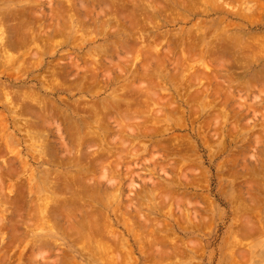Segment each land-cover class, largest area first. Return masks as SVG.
<instances>
[{
	"label": "rangeland",
	"instance_id": "rangeland-1",
	"mask_svg": "<svg viewBox=\"0 0 264 264\" xmlns=\"http://www.w3.org/2000/svg\"><path fill=\"white\" fill-rule=\"evenodd\" d=\"M61 1H63L62 4L66 3L65 8L62 7L65 9V11L67 9L66 6H69V8L66 12H63L64 9H62L60 6V4H61L60 0H35V1L34 0L29 1L28 0V2H23L22 0H0V17H1V20H4V23H5L4 24L1 21L0 26L2 24L5 25V27L3 25V27L5 28V30H3V31L4 32L6 31L7 36H5L6 34L4 36L7 39L9 38V40H7L3 35H1L2 38L0 36V39H1L0 40V48H1L0 54H2V55H0V86H2V89H3V90L2 89L0 90L1 91L0 92V99H1L0 100V119H1L0 120V167H1L0 168V174L2 176V178L0 177V179H2L3 182H6V183H3V187H5V190L3 189L4 192L0 191V226L3 227V230L1 228L2 231H0V259H1L0 264H66V263L67 264H116L115 262H117L118 259H121V260L125 259L124 260L125 264H133V263L134 264H144V263L149 264L150 259H148V261H147V257L148 258L150 257L152 259V257H151L152 254H155L154 255L155 256L154 261H156V263L159 262V264L160 263L161 264L162 263L163 264H264V237H263L264 236V84H263L264 83V59L263 58L264 57L262 55L260 56L257 54L259 52L261 54H263L262 52H264L263 51L264 46L262 45L263 47L262 48L260 47V48L263 50L259 49V50H257V53H256V51H253V55H254V53H256V55H258V59L260 57H262L261 58L262 60L259 59L260 61L256 62V64L253 63L252 65H249L247 67L245 66L246 70H244V71H246V74H244L243 78L241 75H239V74H243V71L241 69H238V67H236L235 65H233L230 68L224 67V70H221V69H218L217 71H209L208 70L211 75H214V77H216L218 83H215L217 81H213L214 77L212 78V76L210 74H208V71L206 70L205 73L203 72L205 75L202 74L200 76L201 77L200 80L204 79V77L208 79V76L211 77L209 80H211V79L212 80L209 81L207 79H204V81H202V82L200 80H198V81H195L194 85H193L192 80H194L193 77L196 75L195 72H198L199 67L196 66L197 71L194 70V74H195L194 76H192L193 75L192 71H188V69H187L188 72L185 71L183 73V75L180 74V77L176 76L178 78L177 79L176 77H174V78L171 77L173 75L176 67L171 66L172 67V69H171L172 71H171L170 70L171 67H170V65H168L167 71L164 70V71H162L164 73L160 72V74H159V71H157L158 74H156L157 73L156 72L153 75V77L155 76V78L151 77L152 80H147L150 82V81H153V79H155L154 83L151 82L152 85L154 84V87H155L152 90L153 92H151V89H149V87H147V84H150L149 82L147 83L145 81L146 83L142 82V84H140L141 83L140 81L142 79L141 80L136 79L134 81L135 86L137 84L140 85L139 91L137 90V95H140V99L138 97V100H141L142 103H146L145 101H147V105H148V106L145 105V108L143 106L142 111L146 110L147 113H146V111H145V113L143 112L142 116L144 118L147 117L148 120L150 119L152 121L151 123L147 122L150 124L146 125V127L147 126H149V127L151 126V127L145 128V130L144 129H138L137 130L136 128L139 124H137L136 126H135V124H129L131 126V128L133 126V128H132L133 130L132 129L128 130V127H127L128 131L125 129L126 132L124 134H121L122 137L123 136L125 137V138L123 137L124 142L125 143L129 142L128 146L126 144V146L128 148H126L125 146H122V144H121V147L122 148L124 147L123 149L124 150L126 149L128 151H131L132 148L133 149L135 148L137 153L134 152L135 150H132V152H134V153L131 152L132 155H131V153H128V155L126 154L124 156L122 154L124 152H122L120 150L121 147H119L118 152H117V149L112 150V151H114L113 154H116V155H112V157L110 159L113 158L112 160H117L114 158L118 157L120 155L119 153L121 151L123 158L125 157L124 159L129 158V159H127V161L123 160V162L124 161L129 162V164H130V165H128V163L126 164L125 162H124L125 164L121 163L120 169L118 168V171H114L115 174L117 172L116 176H114V177L112 176L113 177L112 178V177H109V175H107V174L103 175L104 174L103 170L97 169V168L101 169V167H97L94 164H92L93 167H91V165H89V162L86 161V159H84L87 157L83 158V156H82V158L84 159L82 161H79V160H81V158L79 157L80 159L76 160L77 163L74 162L75 160L73 161L74 163H71L72 162L71 158L74 155L79 156V155H77L78 153L77 154H75V153L71 154V158L69 155L65 154V152L67 150H64V149L70 147V145H69L70 144V137L68 136L69 135V131H68L69 126L77 129L76 125L73 126V124H77V122H78L79 127L77 130H81L82 132L85 131V133L89 132V130L95 131L96 130L95 127L97 126V121H95L96 124L94 122V120H95L93 118L94 115H92L90 117H87L88 114L85 115L86 117L76 115L75 112L72 111L73 110L72 109L73 108L72 103L74 104V102L85 98L83 101L84 102L86 101L87 104L91 103V102L92 103L89 104L91 106H94L93 104H97V105H95V107L97 106V109H98V105H99V107L101 108L100 109L101 111L98 110V113H99V115L102 114L101 116H99V119H101L104 115H106V113L108 114L107 110L110 109V111H111L110 114L111 113L112 114L108 115L109 118L107 115H106L107 118L105 116V118L108 120V122H106L107 120H105V119L104 120L106 123L102 122V123H104V125H106L107 130H106V128H104V129L107 132L104 133L102 128H101L100 134L101 135H107L105 141H106V143L110 144V146L108 144L106 145V147H108L109 149H113L116 146H120V143L122 140H120L121 136L119 135L120 134L119 130L121 128L119 127L118 122H117L119 120L117 118V117H119V115L117 116V114H118V112L116 111L117 109H114L115 110L114 111L113 109H111V106L114 105V103L112 102V100L113 101L115 100L114 96L117 97L118 95H120L121 97H124V96H126V94H128V96L130 97L128 91L125 92L128 88L125 91H122V88L127 83L132 82L131 80L133 78V75L136 72H139V68L141 67L140 65H142V63H141L142 61H140L141 60L140 54L138 56V50H134L135 52H133L131 50L133 45H134V48L136 47L135 44L137 45V42L132 40V36L134 34H136L134 36H137V35H140L141 33H144V35H146L147 37L148 36L153 37L157 33H158L157 35L160 34L162 36L163 34L168 33V32L172 33V31H173V33L175 31H176L175 33H178L180 31L189 30L193 26H198V24H199L200 29L202 31H205L209 35L207 36V34H206L205 39L200 38L201 42L204 45L202 43H200V41H199L198 42V43H200L199 46L200 45L201 46H200V48L198 47V49H200V50L203 49V51H207L209 45L213 46L212 43L210 44L208 42H210L209 38L215 32L214 30L217 29V26L215 24L212 28L208 29L207 31H206V29H207L206 26L212 22L217 23V21L219 19L218 17H220V16L218 14H210V15H205V16L203 14L201 16L198 14L196 16V14H195V15H188L189 20H185L183 17H182L183 19H181V15H179V13H178L179 16L177 18V14H176L177 11H179L181 14L185 15L184 12L176 4L177 2L175 0H173L174 2L172 0H167L168 1V3H167V2H165V0L164 1L160 0L161 3L163 2L161 5H164V6L168 5L169 7L167 8V7L163 6L164 8H167V9H163V11H160V12H157V9L155 10V12L152 9H151L152 11L150 9H148V12H150L151 15H152V13H154L155 16H154V14H153V16L158 17V19L157 18L155 19L156 21L153 20L151 22V19L153 17L151 16L152 17L151 18L150 14L146 15V13H148V12L143 13V11H142V13H141V11H139V13L135 12L134 14H132L133 17L135 15H138V18H140V20L138 19L140 22V23L138 22L140 24V26H139L137 24L134 25V23H133V25H131L132 23H130V21L127 22L129 19L124 21L125 18L123 19V18H121V16L118 17V15L114 14V13H116V14H118V13L114 12L115 9H114V5L112 4V2L115 4V1L117 2V0H112V1L111 0H100V1L98 0L99 2L97 0H74L75 4H74V2H72L73 0H71V1L69 0L70 2L68 0H66V2H65V0H61ZM67 1L70 4H74V5L70 6V4ZM244 1L245 2L247 1L246 3H248V0H243L242 1L243 3L241 2V3H239L240 5H238V3H237L238 1H236V2L234 1L237 4L233 5V2L231 0H227V3L225 2V4H227L226 6L231 5V9H232V7L234 8L233 11H235L237 9L240 10L241 7L237 8V9H235V7L242 5V10L244 11L245 8H243V5L246 4V3H244ZM257 1H256V3L253 4L252 8L254 7V5H257L259 3V2L257 3ZM261 1L264 4V0H261ZM171 2H173V3H171ZM228 2H230L232 4H229ZM250 2L252 5V3L254 1L249 0V3ZM25 3H27V4H25ZM102 3H105V4L102 5ZM58 4H59V6H58ZM112 5H113L114 10L111 8ZM220 5H221V2H220ZM251 5H248V6L251 7ZM226 6L224 8H226V9L230 8V7H226ZM244 6L246 7V9H249L248 6H246V5H244ZM30 7L33 9L31 10ZM28 8H30V10L27 13L26 9H28ZM54 8L55 9L57 8L60 10H55ZM81 8L85 9V10L83 11ZM252 8L249 9L250 14H248V17L251 18V15H252V17L254 15V19L259 20V22L258 21L257 22L259 24L261 22V25H259L258 23L255 24L256 22H253V23L250 22L252 25H249L248 22L243 21L244 32L247 34H251V33L254 34L255 32H256L255 34H257V33L262 34L264 32V23H263L264 22V19H263L264 15L261 16L260 14H258L260 7L253 8L254 9L253 13H251ZM20 9H21V11H23L24 14L25 13L26 14L23 16H22L23 13L15 14V12L17 10H18L17 12H20ZM71 9H74V10H71ZM88 10H89V12H88ZM167 10H171L170 12L168 11L169 14L166 13ZM12 11L14 12L13 15H12V13H13ZM31 11H32V13H34L33 16H32ZM68 11L70 13L76 12L78 15L76 13H75L76 16L74 15V13L72 15V13L70 14ZM117 11H118V8H117ZM173 11H175V12H173ZM224 11L226 12L227 10H224ZM233 11H227L229 13H227V12L226 13L230 14V12H233ZM246 11L247 10H245V12ZM164 12L166 14H168L169 16L174 14L172 17L174 18V16H175V18H177L176 21H174L175 19L170 17L169 19L172 18V22L171 21H170L171 23L168 22L169 21L168 15H166ZM63 13H67V14H63ZM160 13H162V14H160ZM247 13H249V12H247ZM19 14H21L20 15L21 17L18 16ZM27 14H29L32 18H30V16ZM86 14H87V18L84 17V16H86ZM143 14H145L146 16ZM257 14L261 17V19L259 16H257ZM2 15H3L4 19H3ZM6 15H7V17H6ZM14 15H16V16H14ZM38 15L41 17H38ZM44 15H45V17H44ZM52 15H54V16H52ZM61 15H63V16H61ZM79 15H81L80 18L84 17L87 19L85 24H84V27L86 26V29H88V28L90 29V31L88 29L89 32L85 31V33H87V32L90 33L89 35L88 34L83 35L81 33V31H82L81 28L78 29L79 27L73 26L72 25L73 23L71 22V20H69L70 18L78 17ZM114 15H115V17H114ZM125 15L127 16L128 13ZM24 16H26V17H24ZM88 16H89V18H88ZM148 16H149V19L151 18L150 20L146 18ZM27 17H29L28 20L31 19L30 24L33 22V25L36 24V22L38 21V20H36V22H34L35 21L34 19L41 18L42 22L37 23L38 25H34V27L37 26V28L39 29V27L42 26L43 29L45 27L46 30H49V33H48V31H46L45 29L44 30L42 29V31H39L37 33L38 36H36V38L39 39V37H40L39 34L42 35L43 33H45V35L44 34L43 35L45 37H47V39L50 38L48 40V42L50 40L52 41V38L53 37L55 38L56 35H58L61 28H62V30H61L62 33H65L64 35L66 37L65 38L64 35H61V32H60L59 33V35L61 36L60 39L58 38L59 37V35H58V37H56L58 39L55 38V41L53 40V42H51V47H50V43L47 44L48 42H47L46 38H44V40L46 41V43H44L45 46L42 45L44 48H42V46H41L42 43L39 44L41 47L38 45L41 49L37 48V49H39L40 54L41 55L43 54V57L41 59L40 54L38 55V53L37 54L35 53L38 57H40V60H37L38 62H35L36 64H33V65H31L30 63H32V62L34 63V61H36V59L33 56H32L33 58H30V56L32 55V53L35 52V51L34 52H32V51L35 49L36 44L32 43L30 40H28V41L23 40L24 38H22V42H20L21 39H19V40L17 39L18 37L22 36V35H20V34H22L21 31H23V33L25 34V30H24V28L26 27L25 24L26 25L29 24V21L28 22L26 21ZM33 17H34V19H33ZM49 17L51 18L50 20H49ZM116 17H118V18H116ZM166 17H167V22H166ZM22 18H23V20H25L24 22H23ZM61 18H64V19H61ZM113 18H114V20H113ZM15 19L18 21H16ZM56 19H59L60 23L57 22ZM65 19H67L68 22H65V21H67ZM229 19H231V20L233 19L231 17V15L229 16ZM32 20H34V21H32ZM62 20L63 21L65 20V21L63 22ZM105 20H107V21H105ZM133 20L134 19H132V21ZM135 20L137 21V19H135ZM39 21H40V19H39ZM50 21L52 22L51 24L49 23ZM115 21H117V22H115ZM141 21H143V22L141 23ZM233 21H239V20L233 19ZM62 22H63V25H61ZM118 22H120V23L117 24ZM17 23H18V25H17ZM19 23L20 24L25 23L23 25L25 27L22 26L23 30H21L22 29L21 27H20L21 29L19 28L20 31L17 30L20 34L17 31H13V29H15L19 26ZM56 23H57V25L60 24L63 27L60 26L61 28L60 27L54 28V26H56L55 25ZM64 23H66V24H64ZM101 23H103V24H101ZM48 24H49V26H48ZM105 24H107V25H105ZM108 24L112 25V26H109ZM113 24H117V25H113ZM120 24H122L125 27L124 28H123V26L121 27ZM153 24L156 26L158 25L159 27H156V26L154 27ZM205 24H206V26H204ZM14 25H17V26L15 27ZM29 25L26 27V29L29 28ZM50 25H51V27H50ZM89 25L91 27H89ZM30 26H32V24ZM3 27H1V28H3ZM10 27L13 28L12 31L15 34L17 32V34H19L20 36H18L17 34L14 35V33L12 31H10L11 30ZM34 27H33V30H35ZM64 27L69 28V29H66ZM118 27H120L121 29ZM205 27H206V29H205ZM9 28H10V30H9ZM56 28L60 29V30H57L58 33L57 34L55 33L56 35L54 36V29H56ZM30 29H32V28H30ZM33 30H32V33H33ZM64 30H66V31H64ZM170 30H171V32H170ZM28 31L29 30H27V32ZM43 31H45V32H43ZM117 31H118V33H117ZM134 31H136V32L138 31V33H135ZM139 31H140V33H139ZM133 32H134V34H133ZM229 32L231 33L232 31H229ZM249 32H251V33H249ZM0 33L3 34L1 31H0ZM24 34H23V36L26 37ZM71 34H72V37H71ZM79 34H82V35L80 36ZM27 35H28V37H26V39L29 38V36H31V34L29 35V32L27 33ZM43 35H42V38H43ZM46 35H48V36H46ZM78 35L80 36V39H81L80 42H79V36ZM123 35H124V37H123ZM62 36L64 37V39L62 38ZM76 36H77V38H75ZM83 36L88 37V38H86L88 40H86L85 37L83 38ZM3 37L6 39L7 44L5 43V39H3ZM93 37H94V39H93ZM130 37H131V40L133 42H130V41L128 42V39ZM90 38H91V40H90ZM124 38H126V39H124ZM179 38H181V37H179ZM179 38H174L173 43L175 41L177 42L178 40H175V39H179ZM13 39L15 41L17 39V44H16V42L14 43ZM61 39H63V40H61ZM65 39L67 40V42H66V44H63L64 43L63 41ZM75 39H77V41ZM170 39L172 40V38L169 37L168 42ZM89 40H90V42H88ZM124 40L125 41L127 40L126 44L124 43L125 42ZM18 41H19V43H23L24 41L28 42V45H27V42H25V45H27V49L25 48L26 49L25 51L22 49V47H20V45H22V44L19 45ZM29 41H30V43H29ZM1 42L3 44L4 43L6 44V45H4V47L7 45L9 46V44H10V46L14 45V44L16 46L19 45V46H17L18 54H17L16 50L14 52L12 51L16 48V46L14 49H12L13 47L9 48L10 46L9 47L7 46L5 48L3 47L5 50H7L8 48L10 50L12 49L11 50L12 53L16 54L15 55L16 57L14 59H13L14 54L13 55L9 54L11 52L9 49H8L9 52L6 51L7 54H9L8 55L9 59L7 58V54H5L3 56V54L6 52L2 48ZM11 42H13V43H11ZM54 42H56V45H54ZM119 42H121V43H119ZM71 43H73V44H71ZM30 44H32V45H30ZM25 45L23 44V47H25ZM29 45L31 46L30 50L28 48ZM139 45H140V43H139ZM202 45H203V48H202ZM119 46L121 48L125 47V48H123L124 49L123 53H122V51H120L121 48H119ZM165 46L163 44L159 45L158 50L163 51L162 49H164ZM173 46H175V45L173 44ZM18 47H20L21 49H18ZM127 47H131V48L129 49ZM176 47H177V43H176ZM44 49H46L45 50L46 52L44 51ZM125 49L130 50V52L125 53V51H127ZM20 50H22V51H20ZM30 51H31V55H30ZM39 51H36V52H39ZM21 52H23V54ZM94 52H95V54H94ZM132 53L134 54V56ZM44 54H45V56H44ZM82 54H84L83 55L84 57L87 55L88 58H85V59L88 60V62L92 61L91 64L93 65V67H98V68L104 69V72H103V69H101L100 76L98 78L99 80L97 79L98 83H100L99 84V88H100L99 90H96V88H95L96 91H94V88L92 90L91 88L94 87V84L91 82L89 84L86 83V86L88 85V87H86V89L84 90V92L86 91L85 93L84 92L81 93V92H77V91L73 92L72 89H69V88L67 89V87L69 85L71 86V84L76 82L74 80V78H71V76L70 77L68 76L65 78L66 81L64 82V84H67V81L71 82V83L69 85L67 84V86L65 85L64 86L65 88H62L64 90L63 91L60 90L61 92L60 91H58V92L47 91L46 92L47 89L46 88L43 89V87H45V86H43L42 82L44 81L46 83V81H47L46 79H48L46 77L50 76V73L52 72V71H50V73L48 75V72H49L48 68H50V69L52 68V70H53L55 68L53 66H56L57 64H59V65H57V68H55V70L63 69V71H65V72L68 70H72V69H70L71 66H69L70 63H68V62L71 61V64H72L73 60L78 59V57L80 58L81 57L80 55H82ZM20 55H22V56H20ZM23 55H25V56H23ZM36 55H34V56H36ZM130 55H132V56H130ZM253 55H251V52H250L249 56L252 57ZM2 56H3V58H2ZM11 56H12V59H10ZM28 56L31 60L27 59V63H26V61H23V60H25V59H23V57H28ZM61 56H63V58H65V57L66 58L62 59ZM89 56H91L92 58ZM126 56H128L127 57L128 59L126 58ZM129 56L131 57V59ZM241 56L242 55L239 56V58H240V59H238L239 61L241 60ZM19 57L22 58V60ZM138 57H140L139 60H138ZM254 57H253V59H254ZM3 59H4V62H6L5 65L3 64V61H2ZM93 59H95V60H93ZM23 62H25L24 64H26V65H23ZM100 62L102 64L104 63L105 66L101 65ZM121 62H123L125 65L123 63L121 65ZM125 62L128 64H126ZM2 64L5 66V68ZM27 65H28V68H32V69L25 70V68H27ZM30 65L32 67H29ZM113 65H115V66H113ZM118 65L121 67L120 68L121 73L117 72V70L119 68L117 69L116 67ZM138 65H139V67H138ZM106 66H108V67H106ZM122 66H124V67H122ZM109 67H111L112 69H110ZM64 68H65V70H64ZM231 68L233 70H231ZM105 69L110 70V72L108 71L109 73H107V70H105ZM135 69H137L138 71H135ZM194 69H195V67H194ZM213 69L215 70L216 68L213 67ZM46 70H47V73H46ZM234 70H238V71H234ZM254 70L259 71V72L262 70L263 71L261 74V73H256ZM11 71H12V73H11ZM61 71H59V72H61ZM223 71H225V73ZM140 72H141V69H140ZM175 72L177 73V71H175ZM233 72H235L238 75V78H242V79L239 80L238 78H236V79H238V81L233 80V78L237 77V75L234 76L232 79H230L233 76L232 75ZM190 73H192V75H191L192 79H191ZM230 73H231V76L229 75ZM235 73H233V74L235 75ZM184 74H185V76H184ZM259 74H261V76H259ZM219 75H221L222 78L219 77ZM227 75H229L230 77H228ZM114 76L116 79L114 78ZM121 76H123L124 78ZM202 76H204V77H202ZM226 76L229 78V80H232L231 83L228 82L229 80H226L227 79ZM255 77H257V78H255ZM43 78H45V79H43ZM69 78H71V79L69 80ZM169 78H172L173 81H171L172 80L171 79V80H169L170 81L169 82L168 81ZM196 78H195V80H196ZM175 79H177V80H175ZM125 81H128V82H125ZM260 81L261 82L263 81V82L261 83ZM138 82H140V83H138ZM208 82H211V84H210V86L208 85L209 87L207 86L206 91L204 90L205 86L203 87L204 89H200V87L202 86L203 83L209 84ZM219 82H222L223 85ZM198 83H200V84H198ZM239 83L240 84L243 83L244 87L241 86L243 84L238 85ZM60 85H62V83ZM152 85H150L151 86L150 88L153 87ZM173 85L176 88H180V90L174 88ZM190 85H191V87H190L191 89L189 88ZM219 85H221V86H219ZM46 86H47V84H46ZM230 86L234 87V88L232 89ZM238 86L240 87V89H243V90L242 91L239 90L237 88ZM118 87H122V88L117 89ZM145 87H146V89L148 88L147 90H150V92H148V93L143 92L142 89H144ZM215 87L217 88V91H223L222 92L223 94L218 92V94H219V95H217V96H219L218 99L216 98L217 96L213 95V92H212L213 89H211V88H214V90H215L216 89ZM218 87H222V88L220 89ZM24 88L25 89L27 88L28 92L29 91L30 92L31 91H37V94H39V98H42V100H44V99L47 100V103H48V98H49V101L54 103L56 109L52 108L53 110L52 109L49 110L48 113H50L51 117H52V115H53V117L58 115L57 118H55V119L48 118V121H46V122H44L43 119H42L43 121L37 120L38 122H36V124H38V127L40 125L41 128H44V127L45 128L44 129L36 128L38 131L35 130L36 133H34V134H32V131L34 132V130H32V127H31V130H32L31 132L29 130L30 127L29 128L27 127V125H28L27 122H26L27 125L25 126L26 120L31 121V122L34 121V119L32 118V115H30L28 112L25 111L26 109L24 108L25 106H23V104L21 106L20 105L18 106V104H20V102H19L20 100L18 101L19 103L14 102L15 104H17V106H14V107H16V110H13L14 107L11 106L10 105L11 103L8 101V99L11 96L8 97L6 95L8 93H5V92H9V91L11 93H13L16 91L15 93H13V95L9 94V95L13 96V98L11 97V99L16 100V98L20 97V94H19V96H16L15 94H17V91L19 89L25 90ZM196 88H198L199 90H197ZM4 89H5V91H4ZM113 89H115V90H113ZM164 89H166V91ZM175 89L179 92V95H181L179 97H181V98H179L177 96L178 92ZM12 90H13V92H12ZM27 90H25V91H27ZM118 90H120L121 92ZM128 90L131 91V95H133V93H135L134 95H136V92L133 91V88L132 89L129 88ZM140 90H141V92L147 94L146 95L147 99L149 96V103L151 105L148 103L147 99L143 100L144 98H143V96H141V94H143V93H141ZM202 90H204V91L202 92ZM3 91H4V93H3ZM92 91L94 92V94ZM113 91H114L115 95H112ZM117 91L120 92V94H118ZM175 91L177 93H175ZM196 91H197V93H196ZM201 92L203 95L201 94ZM208 92L210 93V95ZM151 93H152V95H151ZM156 93H157V95H156ZM121 94H124V95H121ZM226 94H228V95H226ZM143 95L145 96V94H143ZM188 95H189V97H188ZM230 95H231V97H230ZM14 96H16V98H14ZM128 96H126V97H128ZM150 96L153 97L154 100H150ZM207 96H209V97H207ZM2 97H3V100L6 99V97H8V99L4 100V102H3ZM170 97H172V99ZM187 97H188V100H187ZM225 97H228L230 100L229 99H228L229 101L226 100V102H228L227 104L224 103L225 101L222 102L225 104L224 105V104H221V100H223ZM133 98L137 99V96H135ZM221 98H223V99H221ZM18 99H20V98H18ZM161 99H163V100H161ZM170 99L172 100L173 103L170 102ZM116 100L119 101L120 99L117 98ZM212 100H214V101L216 100V101L213 102ZM7 101L10 104L6 103ZM63 101L65 102L64 104H63ZM88 101H90V102H88ZM109 101L111 102V104L109 103L110 105L107 104V102H109ZM207 101H211L214 104L211 106L209 104L211 102L208 103ZM66 102L67 103L72 102L71 103L72 107L68 106L70 104L69 103L67 104ZM103 102H104V107L105 108L108 107V109L101 107V106H103L102 105ZM168 102H170V104L172 106L173 105L179 106L180 109L178 107L176 109V111L178 110L179 112L178 111L175 112L174 108H176V107L173 106L174 112L172 109L171 111L173 113L172 112H171L172 114L169 113L170 110H169V103ZM183 102L184 103L186 102V104H184ZM100 103H102V104H100ZM201 103L203 104V107H202ZM166 104L168 107L166 106ZM187 104L190 106H188ZM207 104L209 106L208 109L206 108ZM214 105L215 106L221 105V107L217 106V107H219V109H218L217 107L215 108ZM21 107H23V108L21 109ZM148 107H150V108H148ZM212 107L215 109H213ZM222 107H225V108L223 109ZM8 108H12V109H8ZM112 108H114V107H112ZM170 108H172V107L170 106ZM220 108H222L223 110ZM6 109H8L10 111H8ZM216 109H218L220 112ZM201 110H203V111H201ZM215 110L217 112H219L220 115L223 114V116L221 115L222 117L220 116V118L217 117L219 114H217V112ZM15 111H18L16 113L20 114L21 116L15 114ZM21 112L25 113L26 116L24 118H22L23 114H21ZM72 112H74L73 113L74 116H73V114H71ZM116 112H117V114H116ZM27 113L29 115H27ZM54 113H56V115ZM61 114L67 115V118L64 119L66 121L65 123L63 120L64 116ZM113 115L117 119V120L114 119V123L115 124L117 123L116 125H118V126L114 125V123H113ZM169 115H171V117ZM215 115H216L217 119L219 118L218 120L214 119V118H216ZM230 115H232V116H230ZM224 116H225V119L223 118ZM15 118H17V119H15ZM18 118L20 120V123L21 124L24 123V126L26 128L23 127L24 128L23 129L22 128L23 125H19L20 123L15 124V122H17V121L19 122ZM81 118H82V120L87 119L88 121H90L91 124L87 122L88 123V127H87L84 124V121H83V124L81 123L82 121L79 120ZM90 118H92V120ZM61 119H62V121H61ZM75 119H77V120H75ZM110 119L112 120V122H110L111 121ZM167 119H168V121H167ZM209 119H211V120H209ZM14 120H15V122H14ZM23 120H25V121L23 122ZM101 121H103V119ZM41 122H43V123H41ZM209 122H210V124L207 125V123H209ZM47 123H49V125L45 126ZM71 123H72V125H70ZM107 123H109L108 126H107ZM131 123H133V121H131ZM13 124H15V125H13ZM42 124H43V127L41 126ZM81 124L84 125L85 127H83ZM204 124H205V126L207 125L206 128H205ZM29 125L31 126V124H29ZM91 125L94 128L91 127ZM202 125L204 126V128ZM233 125H236L234 127L235 129L237 128L236 129L237 130L236 135H235L236 130H233ZM81 126H82L83 130L81 129ZM110 126H112V127H110ZM49 127H50V129H48ZM118 127H119V129L117 131ZM19 128H20V130H19ZM84 128H86L87 132H86V130H84ZM108 128L110 129V131H112V133H110V131H108L109 130ZM151 128L152 129L158 128L157 129L158 132H156L157 130H155V132L153 131L151 133H159V134L158 135L156 134L157 136H154V134L152 135L150 133L149 135H152V136H149L148 135L149 132L147 133V131ZM25 129H26V131L28 129V132H26V131L21 132V130L24 131ZM39 129L42 130L41 133H39L41 131V130L39 131ZM134 129H135V132L137 134L134 132ZM204 129H205V131H204ZM141 130L145 131V133L147 135L145 134V136H143V135L141 136L140 135ZM123 131H121V132L123 133ZM132 131L134 133V136H133V134L131 135ZM232 131H235V133ZM67 132H68V134H67ZM160 132H161V134H160ZM217 133H219V134H217ZM29 135L30 136L34 135V137L35 136L36 137L31 138V137H29ZM26 136H28L29 138H27ZM38 136H40L41 138H39ZM85 136L90 137V135L84 134V137ZM60 137H62L63 141H62V139H60ZM30 138H31V140H30ZM36 138L38 140H40L38 142V145H37L40 149L35 145V144H37V142L34 141ZM45 138L47 139L48 143L45 142L46 141ZM133 139H137V140H133ZM32 140L34 141L35 146L32 144L33 143ZM107 140H109V141H107ZM27 141L30 143L28 144ZM42 142H43V145H44V143L46 144L43 146L44 149H42V147H40V146H42L41 145ZM59 142H63V144H65V146H67V147L66 148L64 146L60 147L62 145H60ZM113 144L115 147H113ZM85 145L87 147L86 146L84 147V149L81 151L82 152L81 154L85 155V156L88 155L89 156L88 158H90V156L93 155V153L97 150V148H95L96 150L93 149L94 152L92 150L91 153H88L87 150H90V149H88L89 147H92V148L96 147L97 144H94L93 142H88ZM93 145H95V146H93ZM167 145H169V146H167ZM138 149H140V150L138 151ZM27 150H29L30 152ZM45 150H47L46 152H49L52 154L51 155L49 154L48 156H46L45 154H48V153H46ZM126 150H125V152L127 153ZM62 151H63V153H62ZM179 151H181V152H179ZM44 152H45V154H44ZM59 152H60V154H59ZM55 153L57 155H55ZM84 153H88V154H84ZM40 154L43 155V157ZM133 154H135V155H133ZM60 155H64V157L66 159L67 158L70 159L69 160L70 162L68 160H67L68 161L67 162L64 157H62V160H60L61 159ZM40 157L43 158L44 160L41 159L38 161V159H40ZM46 157L48 158V160H45ZM54 157H56V158H54ZM151 157L154 160H152ZM143 158H145V160ZM50 159H52V160H50ZM74 159H75V157H74ZM76 159H78V158H76ZM148 159L150 161H148ZM54 162L57 164V166ZM85 162L86 163L88 162V164H86ZM66 163L70 164V166L69 165L66 166ZM81 163H85V165H87V166L83 167L84 164L81 165ZM90 163H94V162L91 161ZM134 163H136V164L134 165ZM125 165H126V167H131V168L125 169ZM50 169H51V171H48ZM93 169H94V173H92L93 171H91ZM52 170L54 171V174H53L54 176L56 175V173L61 175V176L57 175L59 178V182H57V183H59L61 185L63 184V186H65V184H68V183H66L67 179H65V177L66 176L68 177L70 174H71L70 178H72V179H73L74 175L77 176L80 173V176H81L83 174V175H85V176H83L84 178L85 177L89 178V179H86V178L85 179L88 180L87 182H90V183H91L90 177L95 176L94 177L95 181L92 179L93 180L92 182L94 183L95 186L91 187L90 185L93 184V183H91L90 185L86 184L87 186L83 185V188H82V186H81V188L82 189L86 188V191H90V193H91V192H93L92 190L94 189V187L96 188L100 185V189L97 190L98 192L95 190L94 194L96 193V194L100 195L102 197L101 199H103L105 197L103 199V201L101 202L102 204L98 203L94 206H89V204H88L89 202L87 200L88 197H86L88 195L83 196L82 192H80V190H82V189L80 188V190H79V188H78L79 186H77V188H78L77 192L80 194L79 196L80 197L82 196V198L84 199L83 200L81 198L82 200L80 199L81 201H79L78 203H81L82 201H84L85 206H83V207L87 206L88 208L86 207L85 208L86 210L83 208L85 211H82V209H81V211H78V209L82 205L79 204L78 205L79 208H77L76 207L77 204L76 205L73 204V206L75 205V207H76V208L74 207L73 209H76V210H73V212L68 213L67 211L70 212L68 207H70V209L73 207V206L72 207L70 206V202L73 201L72 200L73 198L71 199V197H73V196L69 193L65 194L62 191L63 189H61L62 192H60V190L58 189L60 185L57 184L58 188L56 187V185H54V184H56V182H54V181L57 179L54 180V179L50 178L49 174H48L50 172L53 173ZM113 170H114V168H113ZM163 170L165 171L164 174L162 173V172H164ZM82 171H84L85 173ZM132 173L136 174V175H133ZM62 174H65L66 176H64ZM88 175H90V176L87 177ZM50 176H51V174H50ZM54 176H51V177H54ZM80 176L78 177V180H79V178L82 179V177H80ZM42 177H43V179L45 178L44 181H43ZM61 177L64 179V181L62 180ZM54 178H57V177H54ZM48 179H51V180H48ZM60 179H61V181H63V183H60ZM75 179H77V178H75V176H74V180ZM85 179L81 180L82 184H84L83 182H86V181H83ZM112 179H113V181H112ZM96 180H98V181H96ZM117 181H118V183H116ZM46 182H48V184H49V182L53 183V184L48 185ZM98 182H100V183L97 185ZM153 182H155V184H151ZM80 183L81 182L79 181V185H80ZM132 183L135 186H133ZM0 184H1L0 188L2 189V183H0ZM75 184L77 185V180H76ZM15 185H17V186H15ZM51 185L54 186L59 191L57 192V190H55V188L52 187ZM14 186H15V188H14ZM48 186L52 187V189H54L55 192L59 193L60 196L56 195L55 192L53 194L54 190L52 191V189H51V191H52V194H51ZM88 186H90L91 188L89 189ZM60 188H61V186H60ZM45 189H46V192H45ZM145 189H146V192H145ZM24 190H25V192H24ZM101 190H102V192H101ZM107 192H109V193H107ZM18 193H21V194L18 196ZM62 193L64 194L65 197H63V195H61ZM85 194H87V193H85ZM88 194H89V192H88ZM21 195H22L21 200H18V197H20ZM50 195H54V196H50ZM42 196H44V198H42ZM45 196L46 197L47 196L52 197L53 201H51L52 199L51 200L48 199L50 197H47V199H45ZM7 197H8V199H6ZM66 197H69L68 204L64 203V205L62 207L63 209L61 211L60 210L61 207L56 206L57 205L56 201L58 198H60L61 202L60 201L59 202L57 201V202L59 203V205H62V201H64L62 198L65 199ZM77 197H78L77 195L74 196L75 199ZM84 197H86V198H84ZM54 199H56V200H54ZM115 199H116V201H113ZM129 199L132 201H130ZM43 200L44 201L49 200L50 202L49 201H48L49 203L46 201L44 202ZM54 201H55V204H54ZM76 201L77 200H75V202ZM40 202L45 203V205H47V203H48V209H47V206H45L44 204H42ZM86 202L88 205L86 204ZM104 202H105L104 205L106 207H102ZM71 204H72V202H71ZM16 205H17V207L18 206L20 207L19 212L21 213L20 214L21 216H18V214H17L18 209H17ZM39 207H41V208H39ZM42 207H44L45 209H42ZM52 207H53V209H51ZM92 208L93 209L94 208L99 209L98 212H100V210H101L102 211L101 213L104 212L103 215L101 213L96 214V212H97L96 209L93 211L94 213H92ZM57 209H59V210H57ZM88 209H89V211L91 209V211L89 212L90 214L87 213ZM30 210H32L31 211L32 213L30 212ZM53 210L55 212L57 211L56 212L57 214H55V212H52ZM138 210L140 213L139 214H137L138 212L135 213ZM75 211L76 212L78 211V213H80L82 215V219H80L81 215L75 213ZM13 212H14V214H13ZM45 212H48V213H45ZM112 212H113V214H112ZM114 212L115 213L117 212V213L115 214ZM43 213H45L44 216H43ZM86 213L89 215L90 219H92V217L94 216L93 220L96 221L94 223H97V220L99 219V215L100 216L106 215L105 217H100L99 220L101 221L103 219L102 222H104V223L107 222L106 224H108V222H109V226L110 225L112 226V228L108 227V229H107L110 232L106 230L107 231L106 233L109 232L107 235L109 237L110 236L112 237L113 234L115 233L114 237H115L116 241L120 242L121 244L120 243L117 244V242H115V239H114V242L117 245H120L122 250L124 249L123 253L124 254L128 253V255H130V257L128 255H126V256L124 255L125 258H124V256L122 258V256H121L122 254H121L120 255L121 258H120V256L118 257V255L116 258L115 254H117V251H118V253H120L119 251L121 249L118 246L117 247L119 250H117V247L114 246L113 249H115L116 251H115V253L113 251V253H114L113 255H112V253L108 254L107 252H105V251H107L108 245L113 243L112 244V246H113L115 244H114V242L107 243L105 241V239L107 238V235L102 234L104 232H101V229H100V233H101L100 237H101L102 241H105L104 243H106V245L107 244L108 245H107V247H105L106 250H104L105 249L104 247H103L104 249L101 246L98 247L97 244H95L96 239L93 238V231L91 232V228L93 227L94 224H90L89 220H87L88 217H86L87 216ZM59 214L61 215V217L59 216ZM65 214L67 215V217H69V215L71 217L75 216L76 218L75 217L74 218L72 217V218L76 219L75 220L76 222L72 218H70V220L73 224L70 222V220H68L69 225H67V223H65V222H68V221L66 219L67 217ZM50 215H51V217H53V219L47 220L48 217L51 218ZM64 215H65V218H64ZM96 215H97V217H96ZM39 216H41V217H39ZM42 217H43V219L46 218L45 221L47 220L48 222L45 223V221L42 219ZM96 218H97V220H96ZM63 219H64V222H63ZM65 219H66V221H65ZM83 219H84V222L82 221ZM148 219H150V220H148ZM154 219H155V222H154ZM105 220H106V222H105ZM152 220L154 222V223L152 222L153 224L159 223L161 225V227H159V229L161 230L162 234L160 231L158 232V230H155V226L150 222ZM156 220H158V221H156ZM14 221H15V223H13ZM49 221H50V223H49ZM90 221L93 223L92 220H90ZM81 222L83 223V225H81ZM101 223H99V224L100 225L103 224L102 226H104V227L107 226L106 224L104 225V223H102V224ZM146 223H148V224H146ZM162 223H164L163 224L164 226L162 225ZM58 224L59 225L62 224L59 227V229H57ZM71 224H72V226H71ZM141 224L143 225L144 228H145L144 225L146 224V228H145L146 233L145 234H147V230H148V234H149L148 236L150 237V239L152 241L156 239L157 235H158L157 240L160 238V235L162 237L165 236V238L167 237L166 239L163 237V239H165V241H166L165 242L166 244L165 245L163 244L164 240L161 241V239H162V237H161V239H159L161 244H159V245L162 249L166 248V252H167V248H168L169 254L171 256L167 253L166 257H164L163 256V255H165L164 252L161 253L162 251H161V249L159 250V248H160L159 245L155 244L156 247H159V248H157V250H159L157 253V256L159 254L160 255L158 257H160L161 255L163 256V259L160 258V259H162V261L156 256L157 250L155 252L154 247H153V244L155 242L152 243V241L149 239L148 236H147L148 242L146 239H143L145 236H142V235H145L144 234L145 229L143 230V227L141 226ZM18 225H19V227H18ZM85 225L87 227L83 228L82 226H85ZM151 225H153V227H154V229H152V230H151V228H152ZM16 226H17V228H16ZM95 226L92 228V230H94ZM13 227H15L17 229V232L20 235H16L17 232L14 233L16 231V229L14 228V230H13ZM68 227H69V229H68ZM71 227H75L76 229H78V232L81 235V237H79L78 235L76 236V237H78V241H75V242L73 241V240H75L76 237L73 240H71L77 234L76 233L71 238L72 235H69V234L70 233L72 234L73 231H74L73 233H75V231H77L76 229L74 230V228H71ZM89 227H91V228H89ZM104 227H102V228L105 229ZM162 227H164V228H162ZM85 228L87 229V231L85 230ZM98 228L95 229L94 232L96 230L99 231ZM100 228H101V226H100ZM63 229H64V232L62 231ZM67 229L69 230L68 235L70 237L67 236ZM72 229H73V231H72ZM252 229H254V230H252ZM258 229H259V231H258ZM163 230H164V232H163ZM154 231H155V233H154ZM141 233H143V234H141ZM150 234H151V236L153 235V237H152L153 239L151 238ZM104 235L106 236L105 239L102 238V237H104ZM166 235H168V236H166ZM61 236H63V237H61ZM100 237L98 238V240L100 239ZM109 237H108V239L110 240L111 237L110 238ZM168 237H171V239L169 240ZM112 238H111V240H112ZM141 238H142L143 242H147V246L151 245L148 243H150V242L152 243V245L150 246L149 249H151V247L153 249L147 251L148 253L152 252L151 255L149 254L150 256H146V254H145V256L143 255L144 253H146V249H147L146 247L147 246L144 247L145 249L143 248L144 244L140 247V244H142V241H140ZM13 239H14V242H13ZM70 240H71V242H70ZM20 241H22V242H20ZM89 241L93 245L89 244ZM78 242L81 243V245L80 244L76 245ZM98 242L100 243V245L103 244V246H104L103 242H101L99 240L96 243H98ZM74 243H76V244H74ZM171 243L173 245L175 244V246L173 247V245H171ZM162 244L165 247H162L163 246ZM89 245H91V247ZM176 245L179 248V249L177 248L178 252L176 250H175L176 252H174V250L173 251L171 250L172 247L174 249H176L175 248ZM88 246H89L90 250H89ZM92 246H93V249L95 250L94 252L91 251V250H93ZM7 247H8V249H7ZM80 249H83L81 252L84 253L85 255L82 253H81L82 255L80 254V252H79ZM127 249H128V251H127ZM76 251H77V253H76ZM90 251H91V254H89ZM170 251H171V253H170ZM85 252H88V253H85ZM125 252H127V253H125ZM4 253H5V255L6 254H8V255L6 257H4L5 256ZM104 253L107 254V256L104 255ZM77 254H79V255H77ZM180 254H181V256H179ZM83 255L84 256L89 255V256L84 257ZM92 258H94V259H92ZM172 259H173V261H172ZM128 261H129V263H128ZM151 261L153 262V260H151ZM118 262L120 264H124V263H122V261L121 262L118 261ZM152 262H150V264H153Z\"/></svg>",
	"mask_w": 264,
	"mask_h": 264
},
{
	"label": "bare ground",
	"instance_id": "bare-ground-1",
	"mask_svg": "<svg viewBox=\"0 0 264 264\" xmlns=\"http://www.w3.org/2000/svg\"><path fill=\"white\" fill-rule=\"evenodd\" d=\"M23 2H28V0H22ZM30 1V0H29ZM33 1V0H32ZM35 1V0H34ZM69 1V0H68ZM67 1V2H68ZM71 1V0H70ZM69 1V2H70ZM98 1V0H97ZM100 1V0H99ZM98 1V2H99ZM112 1V0H111ZM164 1V0H163ZM173 1V0H172ZM177 3V5H178V7L184 12V14L186 15H183V14H181L179 11H177V18H178V16L179 15H181V19H185V20H189L188 19V15H195L196 14V16L199 14L200 16L203 14L204 16L205 15H210V14H218L220 17H218L219 19H218V21H217V23L215 22H212V23H208L209 25H207L206 26V24L204 25V26H206L207 27V29H206V27H205V29H206V31L208 30V29H210V28H212L215 24H216V26H217V29H215L213 32V35H211V37L209 38V40H210V42H208V43H212L213 44V46L212 45H209L208 46V50L207 51H203V49H198V47L200 48V46H199V44L200 43H202L201 42V39H205V36H206V32L205 31H202L201 29H200V27H199V24H198V26H191L192 28H190L189 30H185V31H180V32H178V33H173V31H172V33H165V34H163L162 36L160 35H157V34H155V36H153V37H150V36H146V35H144V33H141L140 35H137V36H134V35H136V34H134V32L135 33H138V31L136 32V31H134L133 32V36H132V40L133 41H135V42H137V45L139 46H137L136 44H135V48H134V45H133V47L131 48V47H127V48H131V50L133 51V52H135L134 50H138V56H139V54H140V57H141V60L140 61H142L141 63H142V65H140L141 67L139 68V72H136L134 75H133V78H132V82L130 83H127L126 85H124V87L122 88V87H118L117 89H120V88H122V91H125L127 88L129 89H132L133 88V91L134 92H136V95H134L135 93H133V95H131V91L130 90H126L125 92H127L128 91V93H129V95H130V97L128 96V94H126V96H128V97H126V96H124V97H121L120 95H118L117 97L116 96H114V98H115V100L113 101L112 100V102L114 103V105L113 106H111V109H117L116 111L118 112V114H117V112H116V114H117V116L119 115V117H117L119 120L117 121L118 122V125H119V127L121 128L119 131H120V136H121V134H124L125 132H126V130H127V127H128V130H131L132 128H133V126H132V128H131V126L129 125V124H135V126L137 125V124H139L138 126H137V130L138 129H144L145 130V128H150L149 126H147L146 127V125H149L152 121L150 120H148V118L147 117H143L142 115V113L144 112L145 113V111H142V108H143V106H144V108H145V105H147V101H145L146 103H142V101L141 100H138V97H139V99H140V95H137V90L139 91V89H140V85H136L135 86V83H134V81L136 80V79H142L140 82H138V83H140V84H142V82H149V81H147V80H152L151 79V77L152 78H155V76L153 77V75H154V73H156L157 71H159V74H160V72H162V71H167L168 70V68H167V66L168 65H170V67L172 66V67H176L175 68V71H177V73L174 71V73H173V75L171 76L172 78H174V77H180V74H182L183 75V73L186 71V72H188V71H192V73H193V75H192V73H190V76L192 75V76H194L195 74H194V70L195 71H197L196 70V68L197 67H199V70H198V72H195L196 73V77L194 76L193 77V79L194 80H192L193 82H192V84L194 85V82L195 81H198V80H200L201 79V75L203 74V75H205L204 73H205V71L207 70H209V71H217L218 69H221V70H224V67H231V66H233V65H235L236 67H238V69H241L242 71H243V74H239V75H241L242 76V78L244 77V74H246V71H244V70H246V67L247 66H249V65H252L253 63L254 64H256V62H259L260 60L259 59H261L262 57H260L261 55L264 57V52H262L263 54H261L259 51V53H257V50H259V49H261L263 46H264V32L261 34V33H257V34H253V33H251V32H249V33H251V34H247V33H245L244 32V26H243V21L244 22H248V24L249 25H252L251 23H253V22H256L255 24H257L258 22H259V20H255L254 19V15H253V17H252V15H251V18H249L248 17V14H250V8H252V6H253V4L254 3H256V1L255 0H251V1H254L253 3H252V5H251V2L249 3V0H248V3H246L245 1H244V3H246V4H244V5H246V6H248V5H251V7L250 6H248V8L249 9H246V7L243 5V8H245L244 9V11L242 10V5L241 6H238V7H235V9H237V8H239V7H241V9L240 10H235V11H233L234 10V8L232 7V9H231V5H228V6H226L227 4H225V2L227 3V0H175ZM206 1V2H205ZM210 1V2H209ZM232 2H233V5H236L237 3H238V5H240L239 3H241L243 0H231ZM236 1H238L237 3H235ZM261 1V0H260ZM259 0L257 1V5H254V7L253 8H255V7H260L259 8V11H258V14H260L261 16L262 15H264V4H263V2L261 3ZM60 2H61V4L63 3V1H61L60 0ZM65 2H66V0H65ZM68 2V3H69ZM72 2H74V0L72 1ZM71 2V3H72ZM97 2V3H98ZM165 2H167L168 3V1L167 0H165ZM174 2V1H173ZM173 2H171V3H173ZM220 2H221V5H220ZM30 3V2H29ZM37 3V2H36ZM59 3V2H58ZM78 3V2H77ZM111 3V2H110ZM118 3V4H117ZM163 3V2H162ZM161 3V1L160 0H117V2L115 1V4L112 2V4L114 5V9H115V11L114 12H117L118 14H116V13H114L115 15H118V17L119 16H121V18H125L124 19V21L125 20H127V19H129L127 22H129L130 21V23H132L131 25H133V23H134V25H139L140 26V22H139V20H140V18H138V15H135L134 17H133V15L132 14H134L135 12H138L139 13V11H141V13H142V11H143V13H145V12H148V9H152L154 12H155V10L157 9V12H160V11H163V9H167L169 6L167 5V6H164V5H161L162 4ZM229 4H232V3H230V2H228ZM235 3V4H234ZM243 3V2H242ZM25 4H27V3H25ZM33 4V3H32ZM51 4V3H50ZM60 4V6H61V8L62 7H64L65 8V4L66 3H64V4H62L61 5ZM70 4V3H69ZM74 4H75V2H74ZM74 4H70V6L71 5H74ZM101 4V3H100ZM103 4H105V3H102V5ZM107 4V3H106ZM64 5V6H63ZM98 5V4H97ZM113 5H112V9H113ZM173 5V4H172ZM226 7H230V8H228V9H226V8H224L225 6ZM259 5V6H258ZM56 6V5H55ZM58 6H59V4H58ZM116 6V7H115ZM167 7V8H164V7ZM224 9H223V8ZM26 8V7H25ZM31 8V7H30ZM30 8H28V9H26L27 11V13H28V11L30 10ZM59 8V7H58ZM64 8H62V9H64ZM66 11L68 10V8H69V6H66ZM117 8H118V11H117ZM251 9L252 11H251V13H253V10L254 9ZM33 8H31V10H32ZM51 9V8H50ZM55 9V8H54ZM82 9V8H81ZM113 9V10H114ZM171 9V8H170ZM176 9V8H175ZM55 10H60V9H55ZM71 10H74V9H71ZM76 10V9H75ZM83 11L85 10V9H82ZM112 10V11H113ZM149 10V11H150ZM151 10V11H152ZM224 10H227V11H233V12H230V14H227V13H229V12H225ZM245 10H247L246 12H245ZM258 10V9H257ZM18 11V10H17ZM15 12V14H18V13H23V11H21V9H20V12ZM65 11V9H64V11L63 12H66ZM87 11V10H86ZM110 11V10H109ZM134 11V12H133ZM168 11L170 12L171 10H167L166 11V13H168ZM176 11V10H175ZM175 11H173V12H175ZM263 11V12H262ZM13 12V11H12ZM69 12V11H68ZM88 12H89V10H88ZM247 12H249V13H247ZM260 12V13H259ZM9 13V12H8ZM31 13H32V11H31ZM42 13V12H41ZM70 13V12H69ZM72 13V12H71ZM70 13V14H71ZM74 13V12H73ZM73 13H72V15H73ZM76 13V12H75ZM74 13V15L76 16V14ZM128 13V15L126 16L125 14H127ZM140 13V14H141ZM165 13V12H164ZM165 13V14H166ZM178 13H179V15H178ZM233 13V14H232ZM262 13V14H261ZM3 14V13H2ZM14 14V12L12 13V15ZM26 14V13H25ZM24 13L22 14V16L23 15H25ZM30 14V13H29ZM29 14H27V15H29ZM33 14L34 13H32V16H33ZM54 14V13H53ZM63 14H67V13H63ZM84 14V13H83ZM98 14V13H97ZM147 14H150V12H148V13H146V15ZM153 14L154 13H152V15L150 14V17L152 18H150L151 19V22L154 20V21H156L155 19L157 18L158 19V17L156 16V17H154L155 16V14H154V16H153ZM160 14H162V13H160ZM169 14V13H168ZM168 14H166V15H168ZM257 14V16H259ZM21 14H19L18 16H20ZM41 15V14H40ZM58 15V14H57ZM71 15V16H72ZM78 15V14H77ZM85 15V14H84ZM83 15V16H84ZM89 15V14H88ZM109 15V14H108ZM115 15H114V17H115ZM143 15H145V14H143ZM145 15V16H146ZM174 15V14H173ZM173 15H171V16H169L168 15V22H172V16ZM231 15V17L233 18V19H235V20H239V21H233V19L231 20V19H229V16ZM5 16V15H4ZM14 16H16V15H14ZM30 16V15H29ZM37 16V15H36ZM52 16H54V15H52ZM61 16H63V15H61ZM80 16L81 15H79L78 17H72V18H70L69 20H71V22L73 23L72 25L73 26H75V27H79L78 29H80L81 28V30L84 32H82L81 31V33L84 35V34H90V33H88L89 31H90V29H89V31H88V29H86V26L84 27V24H85V22H86V18H87V14H86V16H84V17H86V18H84V17H81L80 18ZM124 16V17H123ZM137 16V17H136ZM141 16V15H140ZM139 16V17H140ZM161 16V15H160ZM2 17H3V15H2ZM6 17H7V15H6ZM21 17V16H20ZM24 17H26V16H24ZM23 17V18H24ZM38 17H41V16H39L38 15ZM44 17H45V15H44ZM118 17H116V18H118ZM128 17V18H127ZM170 17H172L171 19H169ZM183 17V18H182ZM187 19H186V18ZM260 17V16H259ZM19 18V17H18ZM23 18H22V20H23ZM28 18L29 17H27V22L29 21V24H30V20L31 19H29L28 20ZM30 18H32L31 16H30ZM55 18V17H54ZM57 18V17H56ZM66 18V17H65ZM88 18H89V16H88ZM112 18V17H111ZM147 19H149V16L148 17H146ZM177 18H175V16H174V18L173 19H175L174 21H176V19ZM3 19H4V17H3ZM26 19V18H25ZM33 19H34V17H33ZM39 19H40V21H39ZM39 19H34V20H32V21H34V22H36V20H38L37 22H36V24H34V25H38L37 23H41L42 22V20H41V18H39ZM51 18L49 17V20H50ZM53 19V18H52ZM61 19H64V18H61ZM132 19H134L133 21H132ZM135 19H137V21L135 20ZM139 19V20H138ZM142 19V18H141ZM144 19V18H143ZM149 19V20H150ZM180 19V20H181ZM198 19V18H197ZM259 19V18H258ZM260 19H261V17H260ZM263 19H264V16H263ZM6 20V19H5ZM8 20V19H7ZM16 20V19H15ZM20 20V19H19ZM57 20V22H59L60 23V20L59 19H56ZM65 20H67V19H65ZM64 20V21H65ZM113 20H114V18H113ZM116 20V19H115ZM118 20V19H117ZM120 20V19H119ZM179 20V21H180ZM246 20V21H245ZM2 21V23H4V20H1V17H0V22ZM16 21H18V20H16ZM25 20H23V22H24ZM63 21V20H62ZM63 21V22H64ZM89 21V20H88ZM105 21H107V20H105ZM111 21V20H110ZM123 21V22H124ZM258 21V22H257ZM10 22V21H9ZM22 22V21H21ZM54 22V21H53ZM63 22H62V24L61 25H63ZM65 22H68V20L67 21H65ZM90 22V21H89ZM102 22V21H101ZM115 22H117V21H115ZM126 22V23H127ZM136 22V23H135ZM139 22V23H138ZM143 21H141V23H142ZM166 22H167V17H166ZM170 22V23H171ZM202 22V21H201ZM251 22V23H250ZM11 23V22H10ZM13 23V22H12ZM15 23V22H14ZM45 23V22H44ZM50 24L52 23L51 21L49 22ZM104 23V22H103ZM103 23H101V24H103ZM106 23V22H105ZM108 23V22H107ZM114 23V22H113ZM120 22H118L117 24H119ZM264 23V22H263ZM5 24V23H4ZM4 24H2L1 26H0V28L1 27H3V25ZM25 24V23H24ZM23 23H19V26L17 27V28H15V29H13V28H11V30H10V28H9V30L10 31H12V29H13V31H17V30H19V28L21 29V30H23V27H27L28 25H26L25 24V26H23L24 25ZM32 24V26L34 27V25H33V22L31 23ZM30 24V25H31ZM47 24V23H46ZM64 24H66V23H64ZM117 24H113V25H117ZM158 24V23H157ZM160 24V23H159ZM175 24V23H174ZM197 24V23H196ZM195 24V25H196ZM247 24V25H248ZM259 24V23H258ZM17 25H18V23H17ZM17 25H14L15 27L17 26ZM21 25V26H20ZM29 25V28L28 29H26V27L24 28V30H25V34L23 33V31H21V33L22 34H20L18 31V33L20 34V35H22L21 37H18L17 39L19 40V39H21V41L20 42H22V38H24L23 40H30L32 43H35L36 44V47H35V49L32 51V52H34V53H32V55H31V51H30V58H35L36 59V61H34V63L32 62V63H30L31 65H33V64H36L35 62H38L37 60H40V57H38L36 54L38 53V55L40 54V51H39V49H41L40 47L43 45V46H45V44L44 43H46V41L44 40V38H46V40H47V42H48V40L50 39H47V37H45L44 35H45V33H43L42 35H43V38H42V35H40L39 34V36L41 37H39V39L38 38H36V36H38L37 35V33L39 32V31H42V26H40L39 27V29L37 28V26H35L34 27V29L35 30H33V27L32 26H30ZM56 26H54V28L55 27H60L61 25L59 24V25H57V23L55 24ZM87 25V24H86ZM105 25H107V24H105ZM109 25V24H108ZM121 25V27L123 26L122 24H120ZM126 25V24H125ZM154 25V24H153ZM201 25V24H200ZM254 25V24H253ZM259 25H261V22H260V24ZM23 26V27H22ZM48 26H49V24H48ZM47 26V27H48ZM88 26V25H87ZM109 26H112V25H109ZM129 26V25H128ZM156 25H154V27H155ZM163 26V25H162ZM4 27H5V25H4ZM1 28L0 29V31L3 33V34H1L0 33V36L1 35H5V36H7V33H6V31L4 32L3 30H5V28ZM44 27V26H43ZM50 27H51V25H50ZM61 27H63V26H61ZM60 27V28H61ZM89 27H91L90 25H89ZM100 27V26H99ZM116 27V26H115ZM114 27V28H115ZM125 26H123V28H124ZM130 27V26H129ZM138 27V26H137ZM156 27H159L158 25L156 26ZM203 27V26H202ZM201 27V28H202ZM252 27V26H251ZM30 28H32V29H30ZM54 29V36L58 33V31L57 30H60V29ZM64 28H66V27H64ZM118 28H120V27H118ZM117 28V29H118ZM204 28V27H203ZM37 29V30H36ZM44 29H45V27H44ZM43 29V30H44ZM48 29V28H47ZM66 29H69V28H66ZM121 29V28H120ZM7 30V29H6ZM8 30V31H9ZM27 30H29L28 32H29V35L31 34V36H29V38H27L26 39V37H28V35H27ZM31 30V31H30ZM32 30H33V33H32ZM46 30V29H45ZM51 30V29H50ZM53 30V29H52ZM56 30V31H55ZM61 30H62V28H61ZM60 30V32H61V35H64L65 33H62V31ZM104 30V29H103ZM204 30V29H203ZM252 30V29H251ZM12 31V32H13ZM20 31V30H19ZM46 31H48V33H49V30H46ZM64 31H66V30H64ZM85 31H88L87 33H85ZM127 31V30H126ZM125 31V32H126ZM129 31V30H128ZM178 31V30H177ZM229 31H232L231 33L229 32ZM262 31V30H261ZM17 32H16V34H17ZM27 32V33H26ZM31 32V33H30ZM43 32H45V31H43ZM59 32V33H60ZM120 32V31H119ZM130 32V31H129ZM170 32H171V30H170ZM14 33V32H13ZM42 33V32H41ZM56 33V34H55ZM59 33H58V35H59ZM93 33V32H92ZM102 33V32H101ZM117 33H118V31H117ZM127 33V32H126ZM139 33H140V31H139ZM212 33V32H211ZM210 33V34H211ZM15 33H14V35H16ZM19 34H17L18 36H20ZM23 34L26 36V37H24L23 36ZM47 34V33H46ZM75 34V33H74ZM82 34H79L80 36L82 35ZM123 34V33H122ZM131 34V33H130ZM58 35H56V37H58ZM78 35V36H79ZM85 35V36H86ZM94 35V34H93ZM153 35V34H152ZM157 35V36H156ZM194 35V36H193ZM196 35V36H195ZM209 34H207V36H208ZM4 36V37H5ZM46 36H48V35H46ZM75 36V35H74ZM80 36H79V42L81 41V39H80ZM85 36H83V38L85 37ZM126 36V35H125ZM130 36V35H129ZM176 36V37H175ZM199 36V37H198ZM3 37V39H5ZM15 37V36H14ZM13 37V38H14ZM55 37V38H56ZM60 35H59V39H60ZM64 37H65V35H64ZM64 37L62 36V38L64 39ZM71 37H72V34H71ZM123 37H124V35H123ZM127 37V36H126ZM135 37V38H134ZM169 37H171L172 38V40L170 41L169 40V42H168V38ZM179 37H181V38H179ZM185 37V38H184ZM1 38H2V36H1ZM55 38L53 37L52 38V41L50 40L47 44H49L50 43V47H51V42H53V40L55 41ZM58 38H56V39H58ZM66 38V37H65ZM75 38H77V36L75 37ZM86 38H88V37H85V39ZM97 38V37H96ZM122 38V37H121ZM128 38V37H127ZM134 38V39H133ZM174 38H179V39H175V40H178L177 42L175 41L174 43H173V40H174ZM201 38V39H200ZM7 39V38H6ZM6 39H5V43H6ZM17 39H16V41L14 40V43L16 42V44H17ZM63 39H61V40H63ZM84 39V40H85ZM93 39H94V37H93ZM124 39H126V38H124ZM130 39V40H129ZM128 39V42L130 41V42H133L132 40H131V37ZM200 39V40H199ZM1 40V39H0ZM7 40H9V38L7 39ZM40 40V41H39ZM66 40V39H65ZM63 41L64 43L63 44H66V42H67V40L66 41ZM71 40V39H70ZM73 40V39H72ZM76 41H77V39H75ZM83 40V41H84ZM86 40H88V39H86ZM90 40H91V38H90ZM90 40L88 41V42H90ZM197 40V41H196ZM3 41V40H2ZM11 41V40H10ZM27 41H24L23 43H19V41H18V43H19V45L20 44H22V45H20V47H22V49L25 51L26 49H27V45H28V42ZM30 41H29V43H30ZM60 41V40H59ZM125 41V40H124ZM200 41V43H198ZM205 41V40H204ZM203 41V42H204ZM4 42V41H3ZM9 42V41H8ZM25 42H27V45H25ZM40 42V43H39ZM69 42V41H68ZM75 42V41H74ZM86 42V41H85ZM93 42V41H92ZM126 42H127V40L124 42L125 44H126ZM140 43V45H139V43ZM168 42V43H167ZM197 42V43H196ZM2 43V42H1ZM1 44L2 45V48L4 47V45H6V44ZM11 43H13V42H11ZM42 43V44H41ZM62 43V42H61ZM119 43H121V42H119ZM123 43V42H122ZM123 43V44H124ZM176 43H177V47H176ZM23 44L25 45V47H23ZM39 44H41V46L39 45ZM60 44V43H59ZM58 44V45H59ZM71 44H73V43H71ZM166 45L165 47H164V49H162L163 51H161V50H158V46L159 45ZM173 44L175 45V46H173ZM203 44V43H202ZM19 45H17V46H19ZM30 45H32V44H30ZM29 45V50H30V46ZM40 47H39V46ZM54 45H56V42H54ZM122 45V44H121ZM204 45V44H203ZM203 45H202V48H203ZM263 45V46H262ZM8 46V45H7ZM7 46H5V47H7ZM9 46H10V44H9ZM8 46V47H9ZM15 44L14 45H11L9 48H11V47H13L12 49H14L15 48ZM17 46H16V48L14 49V50H12L13 52L16 50V52H17ZM42 46V48H44ZM126 46V45H125ZM4 47V48H5ZM20 47H18V49H21ZM49 47V48H50ZM53 47V46H52ZM55 47V46H54ZM176 47V48H175ZM206 47V46H205ZM261 47V48H260ZM3 48V50L6 52H9L8 51V49L7 50H5ZM26 48V49H25ZM37 48H39V49H37ZM56 48V47H55ZM119 48H121L120 46H119ZM123 48H125V47H122L121 49H120V51H122V53H123V51H124V49ZM1 49V48H0ZM160 49V48H159ZM255 49V50H254ZM263 49H264V47H263ZM263 49H261V50H263ZM10 50V49H9ZM10 50V51H11ZM46 49H44V51H45ZM125 50H127V49H125ZM2 51V50H1ZM12 51L9 53V54H14V53H12ZM19 51V50H18ZM20 51H22V50H20ZM36 51H39V52H36ZM119 51V52H120ZM131 51V52H132ZM253 51H256V53L258 54V55H260L259 57V59H258V55H256V53H254V55H253ZM264 51V50H263ZM7 52L6 53H4L3 54V56L5 55V54H7ZM46 52V51H45ZM44 52V53H45ZM92 52V51H91ZM129 53L130 52V50H127V51H125V53ZM249 52V53H248ZM250 52H251V55H253L252 57L251 56H249L250 55ZM2 53V52H1ZM22 54H23V52H21ZM36 53V54H35ZM9 54H7V58H8V55ZM17 54H18V52H17ZM46 54V53H45ZM45 54H44V56H45ZM88 54V53H87ZM94 54H95V52H94ZM93 54V55H94ZM133 54V53H132ZM0 55H2V54H0ZM16 54H14V56H13V59L16 57L15 56ZM34 55H36V56H34ZM84 54H82V55H80L81 57L83 56ZM121 55V54H120ZM142 55V56H141ZM240 55H242L241 56V60L239 61L238 59H240L239 58V56ZM3 56H2V58H3ZM20 56H22V55H20ZM23 56H25V55H23ZM33 56V57H32ZM40 56H41V59H42V57H43V54L41 55L40 54ZM73 56V55H72ZM130 56H132V55H130ZM129 56V57H130ZM133 56H134V54H133ZM255 56V57H254ZM62 57V59H65V58H63V56H61ZM79 58L78 57V59H75V60H73V62H72V64H71V61H67L68 63H70L69 64V66H71V68L70 69H72V70H68V71H63V69H60V70H55V68H57V65H59V64H57L56 66H53V67H55L53 70H52V68L50 69V68H48L49 69V72H48V75H49V73H50V71H52L51 73H50V76H48V77H46V78H48V79H46L45 81H46V83L43 81L42 83H43V86H45V87H43V89H47L46 90V92L47 91H49V92H58V91H63L64 89H62V88H65L64 86L66 85L67 86V84L69 85L71 82H68L67 81V84H64V82L66 81V77H70L71 76V78H74V80L76 81V82H74L73 84H71V86L69 85L68 87H67V89L69 88V89H72L73 90V92L74 91H77V92H81V93H83L84 92V90L86 89V87H88V85L86 86V83H93L94 84V87H92L91 89L93 90V88H94V91H96V90H99L100 88H99V84L100 83H98V81H97V79L99 78V76H100V72H101V69H103V68H98V67H93V65L91 64L92 63V61H89L88 62V60H86L85 58H88L87 57V55L84 57H82V58ZM89 57H91V56H89ZM122 57V56H121ZM128 56H126V58H127ZM140 57H138V60H139V58ZM230 59H229V58ZM253 57H254V59H253ZM20 58V57H19ZM29 58V56L28 57H23V59H25V60H23V61H26V63H27V59L29 60L30 59ZM39 58V59H38ZM75 58V57H74ZM92 58V57H91ZM123 58V57H122ZM137 58V57H136ZM135 58V59H136ZM9 59V58H8ZM7 59V60H8ZM10 59H12V56L10 57ZM21 60H22V58H20ZM34 59V60H35ZM70 59V58H69ZM68 59V60H69ZM97 59V58H96ZM128 59V58H127ZM126 59V60H127ZM130 59H131V57H130ZM129 59V60H130ZM264 59V58H263ZM31 60V59H30ZM93 60H95V59H93ZM125 60V61H126ZM256 60V61H255ZM262 60V59H261ZM3 61V64L5 65V63L6 62H4V59L2 60ZM134 61V60H133ZM132 61V62H133ZM95 62V61H94ZM97 62V61H96ZM120 62V61H119ZM128 62V61H127ZM2 63V62H1ZM25 62H23V65H26V64H24ZM67 63V64H68ZM101 63V62H100ZM122 63L123 62H121V65H122ZM126 63V62H125ZM140 63V62H139ZM2 64V65H3ZM29 64V63H28ZM65 64V63H64ZM124 64V63H123ZM126 64H128V63H126ZM3 65V66H4ZM22 65V66H23ZM29 66V67H32V66ZM55 65V64H54ZM101 65H104V63L102 64L101 63ZM100 65V66H101ZM125 65V64H124ZM35 66V65H34ZM48 66V65H47ZM95 66V65H94ZM105 66V65H104ZM113 66H115V65H113ZM197 66V67H196ZM214 68H216L215 70L213 69V67ZM246 66V67H245ZM2 67V66H1ZM26 67V66H25ZM52 67V66H51ZM65 67V66H64ZM106 67H108V66H106ZM122 67H124V66H122ZM138 67H139V65H138ZM172 67L170 68V70L172 69ZM194 67H195V69H194ZM212 67V68H211ZM4 68H5V66H4ZM110 69H112L111 67H109ZM117 69L119 68H121L119 65L116 67ZM3 69V68H2ZM27 69H32V68H28V65H27V68H25V70H27ZM117 70V72H119V73H121V69L120 70ZM124 69V68H123ZM122 69V70H123ZM140 69H141V72H140ZM187 69H188V71H187ZM213 69V70H212ZM263 69V68H262ZM20 70V69H19ZM62 70V71H61ZM64 70H65V68H64ZM105 70H107V73H109L110 72V70H108V69H105ZM126 70V69H125ZM231 70H233L232 68H231ZM59 71H61V72H59ZM109 71V72H108ZM135 71H138L137 69H135ZM134 71V72H135ZM172 71V70H171ZM208 71V74H210V72ZM229 71V70H228ZM227 71V72H228ZM234 71H238V70H234ZM256 73H261L262 74V71H256V70H254ZM10 72V71H9ZM21 72V71H20ZM103 72H104V69H103ZM128 72V71H127ZM204 72V73H203ZM224 73H225V71H223ZM11 73H12V71H11ZM46 73H47V70H46ZM112 73V72H111ZM114 73V72H113ZM162 73H164V72H162ZM221 73V72H220ZM233 73H235V72H233ZM232 73V77L230 78V79H232L234 76H236L237 74L235 73V75ZM241 73V72H240ZM251 73V72H250ZM255 73V74H256ZM156 74H158V72L156 73ZM186 74V73H185ZM185 74H184V76H185ZM215 74V73H214ZM261 74H259V76H261ZM117 75V74H116ZM115 75V76H116ZM132 75V74H131ZM163 75V74H162ZM161 75V76H162ZM189 75V74H188ZM211 75V74H210ZM218 75V74H217ZM230 76H231V73L229 74ZM229 75H227L228 77H230ZM250 75V74H249ZM115 76H114V78H115ZM158 76V75H157ZM192 76H191V79H192ZM207 76V75H206ZM212 76V78L214 77V75H211ZM226 76V80H229V78ZM112 77V76H111ZM121 77H123V76H121ZM131 77V76H130ZM176 77V78H177ZM202 77H204V76H202ZM219 77H221V75H219ZM71 78H69V80L71 79ZM109 78V77H108ZM118 78V77H117ZM124 78V77H123ZM129 78V77H128ZM172 78H169L168 79V81L169 80H171ZM183 78V77H182ZM195 78H196V80H195ZM211 77H209L208 76V79L207 78H205L204 77V79H207V80H209ZM222 78V77H221ZM236 78H238V75H237V77H234L233 78V80H235V81H238V79L239 80H241L242 78H238V79H236ZM255 78H257V77H255ZM43 79H45V78H43ZM112 79V78H111ZM116 79V78H115ZM131 79V78H130ZM165 79V78H164ZM163 79V80H164ZM178 79V78H177ZM177 79H175V80H177ZM190 79V78H189ZM204 79H202V80H200L201 82L202 81H204ZM225 79V78H224ZM251 79V78H250ZM249 79V80H250ZM73 80V79H72ZM99 80V79H98ZM154 80L155 79H153V81H150L149 83L150 84H147V87H149V89H151V92H153L152 90L155 88L154 87V84L152 85V83L151 82H153L154 83ZM174 80V81H175ZM212 80V79H211ZM211 80H209V81H211ZM225 80V81H226ZM258 80V79H257ZM261 80V79H260ZM41 81V80H40ZM116 81V80H115ZM167 81V80H166ZM171 81H173V79L171 80ZM189 81V80H188ZM187 81V82H188ZM213 81H217V79H216V77H214V80ZM231 81L232 80H229L228 82H230L231 83ZM247 81V80H246ZM125 82H128V81H125ZM145 82V83H146ZM170 82V81H169ZM177 82V81H176ZM191 82V81H190ZM206 82V81H205ZM227 82V81H226ZM234 82V81H233ZM249 82V81H248ZM255 82V81H254ZM259 82V81H258ZM261 82V81H260ZM263 82V81H262ZM261 82V83H262ZM41 83V84H42ZM62 83V85H60ZM98 83V84H97ZM111 83V82H110ZM209 84H206V83H203L202 84V88L200 87V89H204L203 87L205 86V91L207 90V86L209 85L210 86V84H211V82H208ZM215 83H218V81L217 82H215ZM219 83H221L222 84V82H219ZM244 83V82H243ZM243 83H241V84H243ZM260 83V84H261ZM46 84H47V86H46ZM158 84V83H157ZM190 84V83H189ZM188 84V85H189ZM191 84V85H192ZM196 84V83H195ZM198 84H200V83H198ZM240 83L238 84V85H241ZM245 84V83H244ZM244 84L243 85H241L242 87H244ZM264 84V83H263ZM150 85H152L153 87L152 88H150L151 86ZM191 85L189 86V88L191 87ZM192 85V86H193ZM197 85V84H196ZM223 85V84H222ZM246 85V84H245ZM253 85V84H252ZM255 85V84H254ZM5 86V85H4ZM146 86V85H145ZM198 86V85H197ZM208 86V87H209ZM219 86H221V85H219ZM11 87V86H10ZM106 87V86H105ZM132 87V88H131ZM173 87L174 88H176L174 85H173ZM188 87V86H187ZM199 87V86H198ZM214 87V86H213ZM231 87V86H230ZM257 87V86H256ZM14 88V87H13ZM16 88V87H15ZM95 88H96V90H95ZM188 88V89H189ZM216 88V87H215ZM218 88H222V87H218ZM232 89L234 88V87H231ZM239 90H243V89H240V87L238 86L237 87ZM2 89V86H0V90ZM25 89V88H24ZM116 89V90H117ZM136 89V90H135ZM148 89V88H147ZM146 89V87L144 88V89H142L143 90V92H146V93H148V92H150V90H147ZM176 89H178V90H180V88H176ZM175 89V90H176ZM191 89V88H190ZM189 89V90H190ZM195 89V88H194ZM197 90H199L198 88H196ZM211 89H213L212 90V92H213V95H215V96H217V95H219L218 94V92H220L221 94H223L222 92L223 91H217V88L214 90V88H211ZM3 90V89H2ZM11 90V89H10ZM21 89H19L18 91H17V94H15L16 96H19V94H20V97H18V98H20V99H18V98H16V96H14V98H16V100L14 99H11V97L13 98V93H15V92H13V90H12V92L13 93H11L10 91V93L9 92H5V93H8V94H6L8 97L9 96H11L9 99H8V97H6V99H8V101L11 103H8V101L6 102V103H8V104H10L11 106H17V104H15L16 102L17 103H19L20 102V104H18V106L20 105H22L23 104V106H25L24 108L26 109H24L26 112H28L30 115H32V118L34 119V121H25V120H23V122L25 121V126L27 125L26 124V122L28 123V125H27V127L29 128L30 127V132L32 131V130H34V132L32 131V134H34V133H36L35 132V130H37L36 128H41L40 127V125H39V127H38V124H36V122H38L37 120H39V121H43L44 120V122H46V121H48V118H53V119H55V118H57V116H54L53 117V115H52V117L50 116V113H48V111L49 110H51L52 108L53 109H56L55 108V105H54V103L53 102H51V101H49V98H48V103H47V100H42V98H39V94H37V91H29L28 92V90H27V88L25 89V90H27V91H25V90H21ZM40 90V89H39ZM71 90V91H72ZM113 90H115V89H113ZM147 90V91H146ZM163 90V89H162ZM165 91H166V89H164ZM204 90H202V92L204 91ZM237 90V89H236ZM4 91H5V89H4ZM4 91H3V93H4ZM25 91V92H24ZM60 91V92H61ZM118 91H120V90H118ZM117 91V93L118 94H120V92H118ZM130 91V92H129ZM177 91V90H176ZM175 91V93H177ZM217 91V92H216ZM1 92V91H0ZM67 92V91H66ZM86 92V91H85ZM84 92V93H85ZM93 92V91H92ZM124 92V93H125ZM140 92H141V90H140ZM139 92V93H140ZM143 92H141V93H143ZM181 92V91H180ZM202 92H201V94H202ZM216 94H215V93ZM140 93V94H141ZM146 93H143V94H145V96L143 95V94H141V96H143V100H145V99H147V94ZM196 93H197V91H196ZM209 93V92H208ZM250 93V92H249ZM9 94H12V95H9ZM93 94H94V92H93ZM155 94V93H154ZM212 94V93H211ZM2 95V94H1ZM112 95H115L114 94V91L112 92ZM111 95V96H112ZM121 95H124V94H121ZM151 95H152V93H151ZM156 95H157V93H156ZM175 95V94H174ZM197 95V94H196ZM203 95V94H202ZM208 95V94H207ZM209 95H210V93H209ZM226 95H228V94H226ZM240 95V94H239ZM3 96V95H2ZM135 96H137V99L136 98H133V97H135ZM177 96L179 97V96H181V95H179V92L177 93ZM191 96V95H190ZM212 96V95H211ZM4 97V96H3ZM3 97H2V101L4 102V100H6V99H4L3 100ZM41 97V96H40ZM113 97V96H112ZM121 97V98H120ZM132 97V98H131ZM173 97V96H172ZM172 97H170L171 99H172ZM188 97H189V95H188ZM188 97H187V100H188ZM207 97H209V96H207ZM221 97V96H220ZM230 97H231V95H230ZM52 98V97H51ZM120 99L119 101H117L116 99ZM152 98V99H151ZM156 98V97H155ZM179 98H181V97H179ZM185 98V97H184ZM183 98V99H184ZM200 98V97H199ZM204 98V97H203ZM217 99L219 98V96H217L216 97ZM227 98V99H226ZM85 98H83V99H80V100H78V101H76V102H74V104L72 103V105H73V110L72 111H74L75 112V114L76 115H78V116H82V117H84L86 114H88V116L87 117H90V116H92V115H94V122L95 121H97V126L95 127L96 128V130L94 131V130H92V131H90L88 128V130H89V132H87V130H86V128H84V130H86V132L87 133H85V131H81V130H77L78 129V122H77V124H73V126L74 125H76V127H77V129L76 128H72V127H70L69 126V129H68V131H69V137H70V147L69 148H66L67 146H65V144H63V142H59L60 143V145H62V146H60V147H65L66 149H64V150H67L66 152H65V154L66 155H69L70 156V158H71V154H77V155H79V156H73L72 158H71V160H72V162L71 163H74V162H76V160H79L80 158H81V160H79V161H82V160H84V159H86V161H88L89 162V165H91V167H93V165L92 164H94V165H96L97 167H101V169L100 168H97V169H99V170H103V175H105V174H107V175H109V177H114V176H116V174H117V172H116V174L114 173V171H118V168L120 169V166H121V163H124L123 162V160H126L127 161V159H129V158H127V159H124L123 158V156H122V154L125 156L126 154L128 155V153H131L132 152V150H135V148L133 149L132 148V150L131 151H128V150H126L127 151V153L125 152V150L121 147V144H122V146H125L126 148H128L127 146H128V143L126 142H124V139H123V137L121 136V138H120V140H122L121 141V143H120V146H114V144H113V147H115V148H113V149H109L108 147H106V145L108 144L109 146H110V144L109 143H106V141H105V139H106V137H107V135H101L100 134V129L102 128V130H103V132L104 133H106L107 131V128H106V125H104V123H106V122H108V120L106 119L107 118V116L108 115H111L110 114V109L109 110H107L108 111V114L106 113V115H104L101 119H99V116H101V115H99V113H98V110H100L101 108L99 107V105H98V109H97V106L95 107V105H97V104H93L94 106H91V105H89V104H91V103H86V101L84 102L83 100H84ZM160 99V98H159ZM158 99V100H159ZM169 99V98H168ZM170 99V102L171 103H173L172 102V100ZM208 99V98H207ZM211 99V98H210ZM216 99V100H217ZM221 99H223V98H221ZM229 98L228 97H225L223 100H221V104H227L228 102H226V100L227 101H229L228 100ZM253 99V98H252ZM1 100V99H0ZM20 100V101H19ZM54 100V99H53ZM148 103H149V96H148ZM150 100H154V98L153 97H151L150 96ZM161 100H163V99H161ZM160 100V101H161ZM166 100V99H165ZM164 100V101H165ZM181 100V99H180ZM186 100V99H185ZM200 100V99H199ZM215 100V101H216ZM19 101V102H18ZM65 101V100H64ZM63 101V104L65 103ZM163 101V102H164ZM174 101V100H173ZM213 102H215L214 100H212ZM225 101V102H224ZM232 101V100H231ZM239 101V100H238ZM15 102V103H14ZM61 102V101H60ZM88 102H90V101H88ZM155 102V101H154ZM162 102V103H163ZM170 102H168L169 103V113H171L172 111V109L174 108V107H176V108H174L175 109V112H177L176 111V109H177V107L180 109V107L179 106H175V105H171L170 104ZM199 102V101H198ZM208 103L209 102H211V101H207ZM213 102H211V103H209L211 106L214 104ZM222 102H224V103H222ZM244 102V101H243ZM2 103V102H1ZM67 103V102H66ZM70 105H68V106H71L72 107V105H71V103L70 102H68ZM67 103V104H68ZM86 103V104H85ZM111 104V102L109 101V102H107V104L108 105H110ZM165 103V102H164ZM184 103V102H183ZM238 103V102H237ZM3 104V103H2ZM7 104V105H8ZM14 104V105H13ZM100 104H102V103H100ZM150 104V103H149ZM184 104H186V102L184 103ZM189 104V103H188ZM187 104V105H188ZM202 104V103H201ZM220 104V103H219ZM224 104V105H225ZM247 104V103H246ZM6 105V104H5ZM103 106H101V107H104V102H103V104H102ZM106 105V104H105ZM151 105V104H150ZM149 105V106H150ZM194 105V104H193ZM196 105V104H195ZM63 106V105H62ZM65 106V105H64ZM148 106V105H147ZM146 106V107H147ZM166 106H167V104H166ZM170 106L172 107V108H170ZM188 106H190V105H188ZM192 106V105H191ZM215 106V105H214ZM213 106V107H214ZM217 106H219V105H217ZM217 106H215V108L217 107ZM10 107V106H9ZM12 107V108H13ZM112 107H114V108H112ZM168 107V106H167ZM202 107H203V104H202ZM208 104H207V109H208ZM212 107V108H213ZM219 107H221V105L219 106ZM219 107H217L218 109H219ZM252 107V106H251ZM12 108H8V109H12ZM15 108V109H14ZM13 108V110H16V107H14ZM23 107H21V109H22ZM105 108V107H104ZM110 108V107H109ZM148 108H150V107H148ZM152 108V107H151ZM190 108V107H189ZM215 108H213V109H215ZM223 109L225 108V107H222ZM222 108H220V109H222ZM234 108V107H233ZM232 108V109H233ZM254 108V107H253ZM8 109H6V110H8ZM52 109V110H53ZM105 109H108V107H106ZM174 109H173V112H174ZM218 109H216V110H218ZM222 109V110H223ZM93 110V111H92ZM103 110V109H102ZM144 110V109H143ZM153 110V109H152ZM215 110V111H216ZM255 110V109H254ZM8 111H10V110H8ZM12 111V110H11ZM20 111V110H19ZM101 111V110H100ZM104 111V110H103ZM115 111V110H114ZM156 111V110H155ZM201 111H203V110H201ZM219 111V110H218ZM16 112H18V111H15V114H17V115H19V116H21L20 114H18V113H16ZM23 112V111H22ZM21 112V114H23L22 116V118H24L26 115H25V113H22ZM74 112H72L71 114H73ZM90 112V113H89ZM151 112V111H150ZM158 112V111H157ZM160 112V111H159ZM172 112V113H173ZM179 112V111H178ZM213 112V111H212ZM217 112V111H216ZM220 112V111H219ZM219 112H217V114H219L217 117H219L220 118V116L222 115L223 116V114H221L220 115V113ZM228 112V111H227ZM27 113V115H29ZM70 113V112H69ZM146 113H147V111H146ZM156 113V112H155ZM168 113V114H169ZM171 113V114H172ZM193 113V112H192ZM55 115H56V113H54ZM60 114V113H59ZM64 114V113H63ZM63 114H61V115H63ZM234 114V113H233ZM13 115V114H12ZM16 115V116H17ZM35 115V116H34ZM49 115V116H48ZM149 115V114H148ZM235 115V114H234ZM15 116V115H14ZM64 116V118H63V120L64 119H66L67 118V115L65 114V115H63ZM73 116H74V114H73ZM105 116H106V118H105ZM164 116V115H163ZM170 117H171V115H169ZM180 116V115H179ZM221 116V117H222ZM230 116H232V115H230ZM28 117V116H27ZM31 117V116H30ZM61 117V116H60ZM86 117V116H85ZM150 117V116H149ZM154 117V116H153ZM158 117V116H157ZM215 117H216V115H215ZM217 117L216 118H214L215 120L217 119ZM108 118H109V116H108ZM156 118V117H155ZM159 118V117H158ZM162 118V117H161ZM218 118V119H219ZM224 119H225V116L223 117ZM227 118V117H226ZM15 119H17V118H15ZM28 119V118H27ZM32 119V120H33ZM43 119V120H42ZM91 120H92V118H90ZM89 119V120H90ZM103 119V121H101ZM107 120L106 122H105V120ZM114 119L115 120H117L115 117H114V115H113V123H114ZM154 119V118H153ZM217 119V120H218ZM223 119V120H224ZM1 120V119H0ZM18 120H19V118H18ZM60 120V119H59ZM75 120H77V119H75ZM80 121H82L81 123L83 124V121H84V124L88 127V123H90V121H88L87 119V121L86 120H82V118L81 119H79ZM111 120V119H110ZM109 120V121H110ZM156 120V119H155ZM209 120H211V119H209ZM61 121H62V119H61ZM131 121H133V123H131ZM136 121V122H135ZM167 121H168V119H167ZM190 121V120H189ZM14 122H15V120H14ZM22 122V121H21ZM66 121L64 120V123H65ZM75 122V123H76ZM88 122V123H87ZM102 122H104V123H102ZM110 122H112V120L110 121ZM116 122V121H115ZM147 122H150V123H147ZM206 122V121H205ZM3 123V122H2ZM16 123H20V120H19V122L17 121V122H15V124ZM41 123H43V122H41ZM40 123V124H41ZM15 124H13V125H15ZM29 124H31V126L29 125ZM81 124V125H82ZM91 124V123H90ZM95 124H96V122H95ZM108 124L109 123H107V126H108ZM117 124V123H116ZM115 123H114V125H116ZM210 124V122L209 123H207V125H209ZM19 125H23L22 126V128L24 127V128H26L25 126H24V123L23 124H19ZM47 125H49V123H47L45 126H47ZM64 125V124H63ZM66 125V124H65ZM70 125H72V123L70 124ZM118 125H116V126H118ZM206 125V126H207ZM42 127H43V124L41 125ZM83 127H85L84 125H82ZM82 126H81V129H82ZM203 126V125H202ZM204 126H205V124H204ZM204 126H203V128H204ZM206 126H205V128H206ZM236 125H233V130H236L234 127H235ZM31 127H32V130H31ZM35 127V128H34ZM91 127H93L92 125H91ZM110 127H112V126H110ZM119 127L117 128V131H118V129H119ZM209 127V126H208ZM23 128V129H24ZM45 128V127H44ZM44 128H41V129H44ZM94 128V127H93ZM104 128H106V130L104 129ZM130 128V129H129ZM41 129H39V131L41 130ZM48 129H50V127L48 128ZM64 129V128H63ZM67 129V128H66ZM109 129V128H108ZM126 129V130H125ZM152 129V128H151ZM147 129L148 131H147V133H148V135L151 133V132H155V130H157V129ZM208 129V128H207ZM19 130H20V128H19ZM83 130V129H82ZM101 130V131H102ZM124 130V131H123ZM127 130V131H128ZM133 130V129H132ZM230 130V129H229ZM26 131V129L24 130V131H22L21 130V132H25ZM38 131V130H37ZM45 131V130H44ZM65 131V130H64ZM108 131H110V129L108 130ZM121 131H123V133L121 132ZM140 131V130H139ZM138 131V132H139ZM204 131H205V129H204ZM26 132H28V129H27V131ZM42 132V130L39 132V133H41ZM134 132H135V129H134ZM156 132H158V130L156 131ZM199 132V131H198ZM217 132V131H216ZM232 132H234L235 133V131H232ZM45 133V132H44ZM60 133V132H59ZM83 133V134H82ZM110 133H112V131H110ZM119 133V132H118ZM117 133V134H118ZM136 133V132H135ZM140 133V132H139ZM231 133V132H230ZM67 134H68V132H67ZM84 134L85 135H90V137L89 136H85L84 137ZM133 134V136H134V133H133V131L131 132V135ZM137 134V133H136ZM145 131H142L141 130V133H140V135L142 136H145ZM152 135L154 134V136H157L159 133H151ZM157 134V135H156ZM160 134H161V132H160ZM163 134V133H162ZM217 134H219V133H217ZM229 134V133H228ZM237 134V130H236V133H235V135ZM92 135V136H91ZM126 135V134H125ZM147 135V134H146ZM152 135H149V136H152ZM216 135V134H215ZM3 136V135H2ZM33 136V137H32ZM32 136H30L29 135V137H31V138H35L34 137V135H32ZM111 136V135H110ZM24 137V136H23ZM27 138H29L28 136H26ZM39 138H41L40 136H38ZM45 137V136H44ZM105 137V138H104ZM136 137V136H135ZM221 137V136H220ZM31 138H30V140H31ZM47 138V137H46ZM45 138V139H46ZM125 138V137H124ZM137 138V137H136ZM216 138V137H215ZM60 139H62V137H60ZM129 139V138H128ZM175 139V138H174ZM34 140V139H33ZM32 140V141H33ZM133 140H137V139H133ZM34 141H36L37 142V144H35L36 146L38 145V142L40 141V140H38L37 138L34 140ZM34 141H33V145H34ZM45 141V140H44ZM62 141H63V139H62ZM107 141H109V140H107ZM13 142V141H12ZM18 142V141H17ZM24 142V141H23ZM28 142V141H27ZM46 143H48L47 142V139H46V141H45ZM67 142V141H66ZM88 142H93L94 144H97L96 145V147H89L88 149H90V150H87L88 151V153H91V151L94 149V150H96L95 148H97V150L94 152V150H93V155L92 156H90V158L92 159H90V158H88L89 156L87 155V156H85V155H82L81 153V151L84 149V147L86 146L85 144H87ZM156 142V141H155ZM171 142V141H170ZM26 143V142H25ZM30 142H28V144H29ZM67 144V143H66ZM126 144H127V146H126ZM162 144V143H161ZM34 145V146H35ZM42 146H40V147H42V149H44L43 148V146L44 145H46L45 143H44V145H43V142H42V144H41ZM181 145V144H180ZM91 146V145H90ZM93 146H95V145H93ZM161 146V145H160ZM167 146H169V145H167ZM248 146V145H247ZM26 147V146H25ZM38 147V146H37ZM48 147V146H47ZM87 147V146H86ZM119 147H121V151L122 152H124V153H122L121 151H120V155L118 156V157H116V158H114V159H117V160H112V159H110L111 157H112V155H116V154H113V152L114 151H112V150H114V149H117V152L119 151L118 149H119ZM158 147V146H157ZM39 148V147H38ZM92 148V149H91ZM143 148V147H142ZM141 148V149H142ZM161 148V147H160ZM40 149V148H39ZM52 149V148H51ZM61 150V149H60ZM140 149H138V151H139ZM2 151V150H1ZM27 151H29V150H27ZM44 151V150H43ZM47 150H45V152H46ZM56 151V150H55ZM116 151V150H115ZM182 151V150H181ZM181 151H179V152H181ZM30 152V151H29ZM41 152V151H40ZM45 152H44V154H45ZM135 153H137L136 152V150L134 151ZM134 152H132V153H134ZM172 152V151H171ZM42 153V152H41ZM46 153H48V154H45L46 156H48L49 154L51 155L52 153H49V152H46ZM62 153H63V151H62ZM69 153V154H68ZM88 153H84V154H88ZM122 153V154H121ZM132 153H131V155H132ZM43 154V153H42ZM54 154V153H53ZM59 154H60V152H59ZM41 155V154H40ZM55 155H57L56 153H55ZM90 155V154H89ZM130 155V154H129ZM133 155H135V154H133ZM42 157H43V155H41ZM82 156H83V158L84 157H87V158H82ZM165 156V155H164ZM62 157H64V155H60V160H62ZM74 157H75V159H74ZM80 157V158H79ZM39 158V157H38ZM54 158H56V157H54ZM65 158V157H64ZM76 158H78V159H76ZM41 159H43V158H41L40 157V159H38V161L39 160H41ZM53 159V158H52ZM52 159H50V160H52ZM90 159V160H89ZM144 160H145V158H143ZM151 159H152V157H151ZM44 160V159H43ZM45 160H48V158L46 157V159ZM65 160L67 161H69L70 159H66L65 158ZM64 160V161H65ZM75 160V161H74ZM133 160V159H132ZM152 160H154V159H152ZM56 161V160H55ZM67 161V162H68ZM74 161V162H73ZM94 162V163H90V162ZM148 161H150L149 159H148ZM42 162V161H41ZM40 162V163H41ZM57 162V161H56ZM70 162V161H69ZM88 162L86 163V164H88ZM55 163V162H54ZM61 163V162H60ZM59 163V164H60ZM77 163V162H76ZM85 163H81V165L82 164H84L85 165ZM126 164L128 163V165H130L129 164V162H125ZM124 163V164H125ZM47 164V163H46ZM56 164V163H55ZM63 164V163H62ZM136 163H134V165H135ZM154 164V163H153ZM171 164V163H170ZM27 165V164H26ZM64 165V164H63ZM67 165H69L70 166V164H67L66 163V166ZM75 165V164H74ZM83 165V167H86L87 165H85L84 166ZM8 166V165H7ZM56 166H57V164H56ZM139 167V166H138ZM167 167V166H166ZM263 167V166H262ZM1 168V167H0ZM82 168V167H81ZM113 168H114V170H113ZM130 169L131 167H126V165H125V169ZM155 168V167H154ZM14 169V168H13ZM48 169V168H47ZM74 169V168H73ZM116 169V170H115ZM164 169V168H163ZM87 170V169H86ZM172 170V169H171ZM48 171H51V169L50 170H48ZM53 171V170H52ZM91 171H93L92 173H94V169L93 170H91ZM161 171V170H160ZM164 171V170H163ZM174 171V170H173ZM44 172V171H43ZM47 172V171H46ZM82 172H84V171H82ZM128 172V171H127ZM39 173V172H38ZM45 173V172H44ZM61 173V172H60ZM85 173V172H84ZM163 174L165 173V171L164 172H162ZM3 174V173H2ZM6 174V173H5ZM11 174V173H10ZM15 174V173H14ZM49 174V177L50 178H52V179H57V180H55L54 182H56V184H54V185H56V187H57V184L58 185H60L61 186V188H60V186H59V190H60V192H64L65 194H67V193H69V194H71L73 197H71V199L73 200V201H71L72 202V204H71V202H70V206L72 207L73 206V204H77V208H79V204L80 205H82L79 209H78V211H81V209H82V211H85L86 209V207H83V206H85L84 204H85V202L84 201H82L81 203H78L79 201H81L83 198H82V196L80 197L79 195V193L77 192V190H78V188H79V190H80V188H81V186H82V188H83V185H85V186H87L86 184H91V183H93L92 181L94 180V177L92 178V177H90V179H91V183L90 182H87L88 180H86V179H89V178H84L83 176H85V175H81L80 176V173L78 174L80 177H82V179H85V180H83V181H86V182H83L84 184H82V179L81 178H79V180H78V177L76 176V175H74L75 176V178H77V179H75L74 180V176H73V179L72 178H70L71 177V174L67 177L65 174H62V175H64V176H66L65 177V179H67V182L66 183H68V184H65V186H63V184L61 185V184H59V183H57V182H59V178H58V176L57 175H59V174H57L56 173V175L54 176L53 174H54V171H53V173L52 172H50V173H48ZM47 174V175H48ZM50 174H51V176H54V177H57V178H54V177H51L50 176ZM67 174V173H66ZM102 174V173H101ZM133 174V173H132ZM139 174V173H138ZM8 175V174H7ZM45 175V174H44ZM131 175V174H130ZM133 175H136V174H133ZM11 176V175H10ZM59 176H61V175H59ZM90 175H88L87 177H89ZM99 176V175H98ZM0 177L2 178V176H1V174H0ZM5 177V176H4ZM48 177V178H49ZM106 177V176H105ZM112 177V178H113ZM127 177V176H126ZM133 177V176H132ZM137 177V176H136ZM7 178V177H6ZM47 178V177H46ZM62 178V177H61ZM107 178V177H106ZM138 178V177H137ZM42 179H43V177H42ZM45 179V178H44ZM44 179H43V181H44ZM93 179V180H92ZM149 179V178H148ZM48 180H51V179H48ZM47 180V181H48ZM62 180L64 181V179L62 178ZM76 180H77V185L75 184L76 183ZM144 180V179H143ZM150 180V179H149ZM148 180V181H149ZM0 183H2V189L0 188V191L1 192H4V190H5V187H3V183H6V182H3L2 181V179H0ZM53 181V180H52ZM63 181H61V179H60V183H63ZM79 181L81 182L80 183V185H79ZM95 181V180H94ZM96 181H98V180H96ZM108 181V180H107ZM112 181H113V179H112ZM142 181V180H141ZM75 182V183H74ZM174 182V181H173ZM47 184H48V182H46ZM100 182H98L97 183V185L99 184ZM116 183H118V181L116 182ZM178 183V182H177ZM257 183V182H256ZM50 184H53V183H50L49 182V184L48 185H50ZM82 184V185H81ZM102 184V183H101ZM151 184H155V182H153V183H151ZM1 185V184H0ZM45 185V184H44ZM119 185V184H118ZM132 185L133 186H135L133 183H132ZM159 185V184H158ZM188 185V184H187ZM15 186H17V185H15ZM15 186H14V188H15ZM52 186V185H51ZM77 186H79L78 188H77ZM91 187H93V186H95L94 185V183L93 184H91L90 185ZM90 186H88L89 187V189L91 188ZM129 186V185H128ZM131 186V185H130ZM186 186V185H185ZM49 187V186H48ZM52 187H54V186H52ZM52 187H49V189H50V192H51V194H52V191L54 190V189H52ZM64 187V188H63ZM132 187V186H131ZM137 187V186H136ZM19 188V187H18ZM55 188V187H54ZM81 188V189H82ZM4 189V190H3ZM47 189V188H46ZM46 189H45V192H46ZM51 189H52V191H51ZM58 189H56L55 188V190H57V192L59 191ZM61 189H63L62 191H61ZM85 189V190H84ZM84 189H82V190H80V192H82V194H83V196H86V195H88V196H86V197H88V204H89V206H94V205H96V204H98V203H101L102 201H103V199L105 198H103V199H101L102 197L100 196V195H98V194H94V192H95V190L97 191L98 189H100V185L98 186V187H94V189L92 190L93 192H91L90 193V191H86V188H84ZM103 189V188H102ZM133 189V188H132ZM156 189V188H155ZM160 189V188H159ZM55 190L53 191V194H54V192H55ZM116 190V189H115ZM18 191V190H17ZM22 191V190H21ZM86 191V192H85ZM117 191V190H116ZM156 191V190H155ZM240 191V190H239ZM24 192H25V190H24ZM57 192H55V194L56 195H59L60 196V194L59 193H57ZM88 192H89V194H88ZM98 192V191H97ZM101 192H102V190H101ZM105 192V191H104ZM118 192V191H117ZM145 192H146V189H145ZM6 193V192H5ZM85 193H87V194H85ZM93 193V194H92ZM107 193H109V192H107ZM153 193V192H152ZM17 194V193H16ZM21 193H18V196L20 195ZM106 194V193H105ZM104 194V195H105ZM117 194V193H116ZM115 194V195H116ZM168 194V193H167ZM263 194V193H262ZM5 195V194H4ZM61 195H63V197H65L64 196V194L62 193ZM70 195V196H71ZM78 196L77 198L79 199H75L74 198V196ZM107 195V194H106ZM109 195V194H108ZM139 195V194H138ZM17 196V197H18ZM50 196H54V195H50ZM50 196H47V197H50ZM69 196V197H70ZM6 197V196H5ZM16 197V196H15ZM21 197H22V195L20 196V197H18V200H21ZM47 197L45 196V199H47ZM56 197V196H55ZM69 197H66L65 199L64 198H62L64 201H62V205H59V201L61 202V200H60V198H58L57 199V201H56V203H57V205L56 206H60L61 207V211H62V207H63V205H64V203L65 204H68V200H69ZM86 197H84V198H86ZM108 197V196H107ZM42 198H44V196H42ZM82 198V199H81ZM117 198V197H116ZM142 198V197H141ZM6 199H8V197L6 198ZM48 199H52V197H50V198H48ZM81 199V200H80ZM174 199V198H173ZM54 200H56V199H54ZM75 200H77L76 202H75ZM84 200V199H83ZM130 200V199H129ZM244 200V199H243ZM256 200V199H255ZM44 201V200H43ZM46 201V200H45ZM44 201V202H45ZM49 201V200H48ZM48 201H46V202H48ZM51 201H53V199L51 200ZM113 201H116V199L115 200H113ZM130 201H132V200H130ZM163 201V200H162ZM33 202V201H32ZM50 202V201H49ZM48 202V203H49ZM260 202V201H259ZM40 203H42V202H40ZM39 203V204H40ZM48 203H47V205H45V203H42V204H44L45 206H47V209H48ZM173 203V202H172ZM15 204V203H14ZM32 204V203H31ZM38 204V205H39ZM54 204H55V201H54ZM86 204H87V202H86ZM87 204V205H88ZM102 204V203H101ZM105 204V202L103 203V205ZM143 204V203H142ZM262 204V203H261ZM20 205V204H19ZM41 205V204H40ZM39 205V206H40ZM51 205V204H50ZM75 205L70 209V207H68L69 208V210H70V212L69 211H67L68 213H71V212H73V210H76V209H73L74 207H75ZM102 205V207H106L105 205L103 206ZM139 205V204H138ZM16 207H17V205H16ZM15 207V208H16ZM57 207V208H58ZM75 207V208H76ZM99 207V206H98ZM20 207L18 206L17 207V214H18V216H21L20 214V209H19ZM30 208V207H29ZM39 208H41V207H39ZM85 210H84V209ZM88 208V207H87ZM90 208V207H89ZM97 208V207H96ZM96 208H92V213H94L93 211L96 209ZM101 208V207H100ZM32 209V208H31ZM42 209H45L44 207H42ZM51 209H53V207L51 208ZM50 209V210H51ZM109 209V208H108ZM57 210H59V209H57ZM98 210L99 209H96V214L97 213H101L102 211L100 210V212H98ZM210 210V209H209ZM9 211V210H8ZM32 210H30V212H31ZM60 211V212H61ZM78 211L76 212L75 211V213H77V214H80V213H78ZM90 211H91V209H90ZM89 211V209H88V212L87 213H89L90 212ZM7 212V211H6ZM29 212V213H30ZM44 212V211H43ZM52 212H55L54 210L52 211ZM57 212V211H56ZM55 212V214H57ZM66 212V213H67ZM138 212V213H137ZM32 213V212H31ZM45 213H48V212H45ZM45 213H43V216H44V214ZM51 213V212H50ZM67 213V214H68ZM85 213V212H84ZM86 213V217H88V219L87 220H89V222H90V224H94L93 225V227L95 226V228H94V230L95 229H97L98 227V229H99V231L98 230H96L95 232H94V230H92V228L91 227H89V228H91V232L93 231V238L94 239H96V241H95V244H97V246L99 247V246H101L102 248L104 247H107V245H106V243H104L105 241L107 242V243H112V242H114V239H115V237H114V234H113V238H112V240H111V238L107 235L110 231L109 230H107L108 229V227H111L112 228V226L110 225L109 226V222H108V224H106L107 222H106V220H105V222L106 223H104V222H102V220L100 221L99 219H100V217H105L106 215H104V216H102L103 215V213H101L102 215L100 216L99 215V219L97 220V218H96V220H97V223H94V222H96L95 220H93L94 218V216L92 217V219H90L89 218V215ZM111 213V212H110ZM115 213V212H114ZM117 213V212H116ZM115 213V214H116ZM125 213V212H124ZM135 213H137V214H139L140 212H139V210L138 211H136ZM13 214H14V212H13ZM90 214V213H89ZM112 214H113V212H112ZM48 215V214H47ZM66 215V214H65ZM65 215H64V218H65ZM74 215V214H73ZM81 215V214H80ZM136 215V214H135ZM242 215V214H241ZM49 216V215H48ZM47 216V217H48ZM53 216V215H52ZM59 216L61 217V215L59 214ZM148 216V215H147ZM39 217H41V216H39ZM50 217H51V215H50ZM66 217H67V215H66ZM73 218L75 217V216H72ZM70 215H69V217H67L66 219H67V221L68 220H70V218H72ZM81 218L80 219H82V215L80 216ZM85 217V218H86ZM96 217H97V215H96ZM128 217V216H127ZM69 218V219H68ZM72 218V219H73ZM76 218V217H75ZM130 218V217H129ZM42 219H43V217H42ZM46 219V218H45ZM45 219H43L44 221H45ZM48 219H53V217H51V218H47V220ZM66 219H65V221H66ZM106 219V218H105ZM152 219V218H151ZM17 220V219H16ZM45 221V223L46 222H48V221ZM60 220V219H59ZM74 221L76 220V219H73ZM78 220V219H77ZM90 220H92L93 221V223L90 221ZM148 220H150V219H148ZM147 220V221H148ZM160 220V219H159ZM18 221V220H17ZM43 221V222H44ZM83 222H84V219L82 220ZM119 221V220H118ZM138 221V220H137ZM146 221V222H147ZM156 221H158V220H156ZM241 221V220H240ZM63 222H64V219H63ZM70 222H71V220H70ZM76 222V221H75ZM79 222V221H78ZM104 223V225L106 224L107 226H102L103 224L102 223ZM120 222V221H119ZM151 223L153 222V220L152 221H150ZM154 222H155V219H154ZM153 222V223H154ZM238 222V221H237ZM13 223H15V221L13 222ZM18 223V222H17ZM49 223H50V221H49ZM65 223H67V225H69V221L68 222H65ZM72 223V222H71ZM80 223V222H79ZM99 223H101L102 225H100ZM143 223V222H142ZM150 223V224H151ZM152 223V224H153ZM257 223V222H256ZM38 224V223H37ZM48 224V223H47ZM73 224V223H72ZM72 224H71V226H72ZM75 224V223H74ZM89 224V225H90ZM133 224V223H132ZM137 224V223H136ZM146 224H148V223H146ZM146 224L144 225L145 226V228H146ZM157 224V225H156ZM164 223H162V225H163ZM241 224V223H240ZM22 225V224H21ZM46 225V224H45ZM62 224H58L57 225V229H59V227L61 226ZM66 225V224H65ZM81 225H83V223L81 222ZM101 226V228H100V226ZM154 226H155V230H158V232L160 231L161 232V230L159 229V227H161V225L159 224V223H155V224H153ZM153 225H151L152 226V228H151V230L152 229H154V227H153ZM256 225V224H255ZM3 226V225H2ZM44 226V225H43ZM47 226V225H46ZM74 226V225H73ZM92 226V225H91ZM98 226V227H97ZM136 226V225H135ZM141 226L143 227V225L141 224ZM150 226V225H149ZM164 226V225H163ZM181 226V225H180ZM18 227H19V225H18ZM70 227V226H69ZM69 227H68V229H69ZM83 228L84 227H87L86 225L85 226H82ZM102 227H104L105 229H103ZM107 227V228H106ZM158 227V228H157ZM261 227V226H260ZM1 228H2V230H3V227H1L0 226V231H2L1 230ZM14 228L15 227H13V230H14ZM16 228H17V226H16ZM15 228V229H16ZM64 228V227H63ZM71 228H74V230L76 229L75 227H71ZM144 227H143V230L145 229ZM162 228H164V227H162ZM209 228V227H208ZM262 228V227H261ZM11 229V228H10ZM61 229V228H60ZM67 229V236L68 237H70L69 235H72L71 236V238L73 237V235H75L76 233V235L71 239V240H73L77 235L79 236V237H81V235H80V233L78 232V229H76L77 231H75V233H73L74 231H73V229H72V234L70 233L69 235H68V230ZM100 229H101V232H104V233H102V234H106L107 235V238L105 239V235H104V237H102L103 239H105V241H102V239H101V237H100V235H101V233H100ZM139 229V228H138ZM142 229V228H141ZM85 230L87 231V229L85 228ZM104 230V231H103ZM109 231L108 233H106L107 231ZM136 230V229H135ZM252 230H254V229H252ZM63 232H64V229L62 230ZM113 231V230H112ZM145 231V232H144ZM143 232H144V234L146 233V229L144 230ZM166 231V230H165ZM258 231H259V229H258ZM12 232V231H11ZM17 232V229H16V231L14 232V233H16ZM137 232V231H136ZM163 232H164V230H163ZM154 233H155V231H154ZM61 234V233H60ZM112 234V233H111ZM117 234V233H116ZM141 234H143V233H141ZM140 234V235H141ZM161 234H162V232H161ZM260 234V233H259ZM263 234V233H262ZM14 235V234H13ZM16 235H20V234H18V232H17V234ZM65 235V234H64ZM149 234H148V230H147V234H145V235H142V236H145L143 239H146L147 240V242H148V239H147V236H148ZM150 236H151V234H150ZM166 236H168V235H166ZM173 236V235H172ZM249 236V235H248ZM254 236V235H253ZM18 237V236H17ZM60 237V236H59ZM61 237H63V236H61ZM100 237V241L101 242H103L104 243V246H103V244L102 245H100V243L98 244V243H96L97 241H99L98 240V238ZM108 237L110 238V240L108 239ZM140 237V236H139ZM149 237V236H148ZM153 237V235L151 236V238ZM157 237H158V235L156 236V239L155 240H151L150 239V237H149V239L152 241V243L153 242H155L154 244H153V247H154V251L156 252V250H157V248H159L160 247V245L159 244H161V242L159 241V239H161V235H160V238L157 240ZM164 238H165V236H163ZM163 237H162V239H161V241H163L164 240V242H163V244L165 245L166 243V241H165V239L167 238H165V239H163ZM245 237V236H244ZM264 237V236H263ZM15 238V237H14ZM67 238V237H66ZM120 238V237H119ZM4 239V238H3ZM82 239V238H81ZM108 239V240H107ZM153 239V238H152ZM168 239L170 240L171 239V237H168ZM2 240V239H1ZM71 240H70V242H71ZM180 240V239H179ZM178 240V241H179ZM74 242L75 241H78V237H76L75 238V240H73ZM81 241V240H80ZM79 241V242H80ZM140 241H142V238L140 239ZM13 242H14V239H13ZM20 242H22V241H20ZM74 243V244H76V245H78V244H80L81 245V243ZM82 242V241H81ZM115 242H117V244L118 243H120V242H118V241H116V239H115ZM114 242V244L115 245H113L112 246V244H110V245H108V247H107V251H105V252H107L108 254L109 253H112V255L115 253V249H113L114 248V246H118V247H120V245H117L116 243ZM147 242H143L142 241V244H140V247L144 244V246H143V248L144 247H146L147 246ZM150 242V241H149ZM160 242V243H159ZM168 242V241H167ZM53 243V242H52ZM73 243V242H72ZM152 243L150 242V243H148V244H151L152 245ZM169 243V242H168ZM11 244V243H10ZM13 244V243H12ZM89 244H92L90 241H89ZM121 244V243H120ZM155 244H157V245H159V247H156V245ZM162 244V245H163ZM182 244V243H181ZM52 245V244H51ZM79 245V246H80ZM93 245V244H92ZM151 245H148L146 248V253H144L143 255L145 256V254H146V256H150L151 255V253L152 252H147L148 250H151V249H153L152 247H151V249H149L150 248V246ZM161 245V246H162ZM162 246V247H165V246ZM171 245H173L172 243H171ZM170 245V246H171ZM184 245V244H183ZM182 245V246H183ZM50 246V245H49ZM90 247H91V245H89ZM89 246H88V248H89ZM169 246V245H168ZM175 246V244L173 245V247ZM77 247V246H76ZM115 247V248H116ZM118 247H117V250H119L118 249ZM171 248V250L173 251L174 250V252H176L179 248H178V246L176 245V249H174V248ZM51 248V247H50ZM101 248V249H102ZM103 248V249H104ZM121 248V247H120ZM142 248V249H143ZM178 248V249H177ZM188 248V247H187ZM7 249H8V247H7ZM6 249V250H7ZM11 249V248H10ZM30 249V248H29ZM47 249V248H46ZM86 249V248H85ZM92 249H93V246H92ZM100 249V250H101ZM145 249V248H144ZM161 249V253H163L164 252V254L165 255H163L164 257H166V254L168 253L169 254V250H168V248H167V252H166V248L164 249H162L161 247L159 248V250ZM5 250V251H6ZM83 249H80V254L82 253L81 251H82ZM89 250H90V248H89ZM104 250H106V248L104 249ZM103 250V251H104ZM124 250V249H123ZM123 250H122V248L120 249V253H118V251H117V254H115V256H116V258H117V255H118V257L121 255L122 256V258H123V256L125 255H128V253L127 252H125V253H127V254H124L123 253ZM159 250H157V252H156V256H157V253H158V251ZM164 250V251H163ZM176 250V251H175ZM87 251V250H86ZM92 252H94L95 250L93 249V250H91ZM91 251H90V253L89 254H91ZM113 251H114V253H113ZM122 251V252H121ZM127 251H128V249H127ZM7 252V251H6ZM173 252V253H174ZM178 252V251H177ZM76 253H77V251H76ZM85 253H88V252H85ZM101 253V252H100ZM170 253H171V251H170ZM172 253V254H173ZM66 254V253H65ZM82 254H84V253H82ZM81 254V255H82ZM96 254V253H95ZM94 254V255H95ZM150 254V255H149ZM175 254V253H174ZM4 255H5V253H4ZM8 254H6L4 257H6ZM28 255V254H27ZM77 255H79V254H77ZM85 255V254H84ZM83 255V256H84ZM93 255V254H92ZM97 255V254H96ZM104 255H106L107 256V254H105L104 253ZM155 254H152V259L149 257H147V261H148V259H150V261H149V264H150V262H152L151 260H153V264H155L156 263V261H154L155 259V256H154ZM160 255V254H159ZM158 255V256H159ZM170 255V254H169ZM187 255V254H186ZM67 256V255H66ZM89 256V255H88ZM87 255L86 256H84V257H88ZM121 256H120V258H121ZM125 256H124V258H125ZM129 257H130V255H128ZM154 256V257H153ZM157 256V257H158ZM162 256V255H161ZM158 257L159 259L160 258H162L163 259V256L162 257ZM171 256V255H170ZM176 256V255H175ZM179 256H181V254L179 255ZM17 257V256H16ZM27 257V256H26ZM69 257V256H68ZM99 257V256H98ZM171 258V257H170ZM179 258V257H178ZM19 259V258H18ZM29 259V258H28ZM92 259H94V258H92ZM162 259H160L161 261H162ZM1 260V259H0ZM125 260V259H124ZM124 260L122 259H118V261H122V263H124ZM128 260V259H127ZM126 260V261H127ZM145 260V259H144ZM158 260V259H157ZM159 260V261H160ZM165 260V259H164ZM171 260V259H170ZM7 261V260H6ZM115 262L116 264H120L119 262ZM131 261V260H130ZM160 261V262H161ZM172 261H173V259H172ZM145 262V261H144ZM155 262V263H154ZM158 262V261H157ZM179 262V261H178ZM29 263V262H28ZM66 263V262H65ZM128 263H129V261H128ZM173 263V262H172ZM67 264V263H66ZM125 264V263H124ZM134 264V263H133ZM144 264H146V263H144ZM156 264H159V262L158 263H156ZM161 264V263H160ZM163 264V263H162Z\"/></svg>",
	"mask_w": 264,
	"mask_h": 264
}]
</instances>
